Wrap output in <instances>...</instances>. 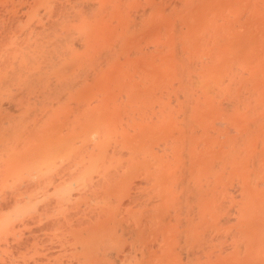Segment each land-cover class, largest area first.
Returning <instances> with one entry per match:
<instances>
[{
    "label": "bare ground",
    "instance_id": "obj_1",
    "mask_svg": "<svg viewBox=\"0 0 264 264\" xmlns=\"http://www.w3.org/2000/svg\"><path fill=\"white\" fill-rule=\"evenodd\" d=\"M116 1H118V0H116ZM124 1V0H123ZM122 1V2H123ZM133 1H136V0H133ZM142 2H144V0H141ZM154 1V0H153ZM152 1V3H150L151 1H149V2H146V3H149V4H152V6L150 7L149 5H147L146 3H145V5L146 6H148V8H146L147 10L148 9H150V8H153L154 6H156L155 4L153 5V2ZM156 2H158L157 0H155ZM174 1V0H173ZM177 1H180V0H176V3H180V4H183L184 2H177ZM189 1V0H188ZM188 1L186 0V2L188 3ZM192 1H195V0H192ZM209 1V0H208ZM217 1V0H216ZM233 1H235V0H233ZM112 2H115L114 0H0V113L2 114V113H5V112H2V109H5V110H8V114L7 115H5V118L4 117H1L0 116V143L3 141V143H4V141H9L8 142V144H10V146L9 145H5V146H3V147H6V148H8V146L9 147H11L12 145L13 146H15V145H17V147L16 148H12L11 147V149H13V150H15V151H17V152H15L14 154H11L10 156L12 157V155H19V156H17V157H19V158H17V160H18V162H19V164L21 163V169H23V174L24 175H22V176H20V173H21V171H20V173L19 172H17V173H19V177H18V181H19V179H20V177H23V176H29L28 178H30V179H28V178H26L27 179V181H29V180H31L29 183L28 182H26V180L24 181V182H26V183H24V184H27V185H29V186H27V185H24V188H25V186L26 187H29V188H32V189H29V188H25L24 189V191H25V194H23V195H21V194H19V193H21V192H16L15 190H13L14 191V193H12V194H19V195H21L20 197H14L15 195H13L11 198L12 199H9L10 198V196L8 195V197L6 198V201L5 200H3L5 197H3L2 198V201H4V202H8V203H10V204H13L12 206L11 205H9V207L10 208H6L5 206H6V204H8V203H5V204H2V205H0L2 208H0V211H1V209L3 210L4 208L5 209H7V210H4L3 212H1V213H4V214H1L0 213V231H2V229L3 228H7V227H9L11 224H15V225H19V227H21V224H25L27 221H29V220H27L26 222H24V223H22V222H20V220L21 219H19V217H26L25 215H26V213H28L29 212V214H30V212L31 211H33L34 209H36L37 207V205L39 204V206H38V208L37 209H39V210H41L42 212H40V211H37V209H36V212H39V214L41 213V215H43L44 217H46V215H44V213H46V214H51V212H53L52 210H55V212H56V210H60L59 208H60V206H62L61 208H63L64 209V207L66 206L65 205V203H69V201L72 203V205L74 206V207H76L74 210H71L72 212H74V211H77L74 215H70V213L71 212H69V216H62V215H60V212H58V217H50V216H48V217H46L47 218V220H48V222H46V218L44 219V221L43 220H41V221H43V223L41 222L40 224H38L39 222L38 221H40V219H39V215H37V217H32L33 219H30V221L31 222H35L34 224L37 226L38 225V227L37 228H35L36 226L34 225V224H32V225H34L33 226V228H30V227H32V225H30V224H25V225H28L29 226V228H27V231H29V232H27L26 231V234L24 235V233H23V231H25V230H23V229H25V228H23V227H21V229L20 230H17L16 232H19V231H21V233H19V234H17V233H14V238L15 239H13L14 240V242L13 241H11V237H13V236H11V233L9 234H6L7 233V231H6V233H4V234H6L5 236H3V237H6L7 235H9V236H11L10 238H8V237H6L5 239H7V240H10L11 241V243H9V242H7L5 239H2L3 237L1 236L3 233H0L1 235H0V242H2L1 240H5L4 242H6L7 244L9 243L10 245L12 244V243H14V245L12 244L11 246H8L9 247V249H6L7 248V245L6 244H2V245H0V246H3V247H0V248H5V246H6V248H5V250H7L5 253H4V256L1 258V262H0V264H228V263H230L231 264V261H233V260H235L236 259V261L237 262H235L236 264H264V256H261V252H264V248H259V249H261V252L260 253H257V252H259L258 251V249H257V251H255L254 249H252V248H255V247H252V246H250V247H252V248H249L248 247V245L250 244H252L251 243V241H249V240H252V239H255V238H253V237H251V239H249L250 238V234H249V236H246L245 234L247 233V231H245L244 232V230L243 229H241V230H243V231H241V232H243L242 234H244L246 237H248V242L246 243V244H244V243H238V242H243V241H238L240 238H241V235H239L238 233H241V232H238V230H236L234 227H230V228H234L237 232L236 233H234L233 235H235V237H236V235H238L236 238H239V239H236V238H234L235 240H237V249H232V251H228V252H226V250H218V251H215V249L213 248V250H211V245L212 244H216V243H214V242H212V241H208V240H214V239H216L217 237H218V240H214V241H219V240H221V242H219V243H223V239L224 238H222L221 236L224 234V233H222V234H220V233H218V231H220V230H222V228L220 229V227H217V226H219L218 225V221L217 220H219V219H217V216L219 215V212H220V210L221 211H223L221 208H223V206H224V202H225V199H220V198H222L221 196H223V195H220V198H217L218 199V205L216 204V206H214L213 204L214 203H217V201L216 202H214L213 203V201H215L216 200V198L215 199H213V198H210V197H208V196H206V195H209V196H212V195H214V194H216L217 196H214V197H218L219 196V194H223L222 193V191H220V190H222L223 189V186H221L222 184L224 185V177H222V176H225V175H222V176H217V177H220L219 179H220V181H218V183L219 184H221V185H215L216 183V181L214 180V179H211V180H214L213 182L212 181H210V182H212V183H207V186L206 187H208V188H202V187H205V185H203L202 186V184H204L205 182H207V181H205L204 183L202 182V184L200 183V181L202 180H200V181H198L197 179H196V181H198V183H200V185H201V187H199L198 186V183H196V184H194V185H192V184H189V183H191L192 181H189V180H187V179H189V178H187L188 176H186L187 175V173H186V170L184 171L183 169L187 166H189V164L190 163H188V165H186L184 168H180L181 170L180 171H184L185 172V176L186 177H184V178H181L179 181H176V180H178L179 179V176L178 177H175L174 175V177L175 178H178V179H173V178H170V182L169 183H171V185L168 183V182H166L167 183V185H170V186H174V188L175 187H177L176 189H178L179 188V190L180 191H176V189H174L173 187H171V191H169L168 189H165V188H163V186H161V185H159V184H161V183H155L154 185H159V186H153V188L152 187H149V188H147L148 186H146V187H144L143 186V184L142 183H147V182H151V181H153L154 182V180H156L155 178H157L158 176V174H159V172H161V171H169L170 169V166L171 167H174V166H172V165H170V161H168V159H169V156H168V158H167V155L166 154H169L170 155V158H175L174 156H175V154H174V156L173 157H171V152H169V153H167L168 152V150H170L168 147L169 146H167L168 145V143L169 144H171V141H173L174 140V136H172L173 138L172 139H170V140H168V142H166V140H163V141H165L163 144H165V143H167V145H165V146H167V147H165L164 145H160L161 147H164V148H166V150L165 149H163L162 151V154L163 153H165L164 155L166 156V158H164L165 156L164 155H161L160 153H158V150L160 151L162 148H159V146H153L154 148H157V149H153L152 147V149L153 150H155L154 152H152V155L150 156V153H149V156H148V158H149V162L151 161V163H149V164H151V165H153V166H155L156 165V167H151V169L152 168H154V169H152V170H150V167H146L147 168V171L145 172V167L143 166L142 168H141V170L142 169H144L141 173H140V171L141 170H139L138 169V173L139 174H142V175H145L146 173H147V177H146V175L145 176H141L143 179H141V182L138 180V178H136V179H132V181L133 180H138V182H140L139 184H137V185H139V187L138 186H136L135 184H136V182H135V184H134V186L135 187H133V188H136V189H138L136 192H135V194H132L134 191H132L131 189H128V188H126V187H124V189H126V190H124V193L123 194H125V195H122V196H125V197H127V199H128V201L126 202V200H124L123 201V199H125V198H118V196H117V191H119L120 190V187L118 188L119 190H117V187H118V185L121 183V181L122 180H124L125 179V177L127 176V174L129 173V172H131V169L134 167V166H137L136 165V163H140L141 165H142V163H141V161H139V162H137L136 160L137 159H141V160H144L143 158H141V157H144V156H139V153L138 152H140L141 153V151H140V144H141V140H137V139H135V138H133V140H130V139H128V137H125V136H123V133L121 134L120 132H122L121 130H117L118 129V127L116 126V130L114 131L115 133L117 132V133H120V134H114L113 132H111V129L112 128H114V123H113V125H111L110 124V122L112 121V120H108V122H107V120H105L104 118H103V116L101 117V115H99V113L97 114L96 112H91V111H84V110H82L83 112L80 114V115H77V116H74L73 117V119H68V120H70V122L71 123H73L74 124V126H67L68 124H67V122H69V121H67L66 119H65V121H67L66 123H64V124H66V125H64V128L66 129V127H70V129L71 130H68V129H66V132L64 133V134H62V135H59L60 133H58L57 131H59L57 128L58 127H56V128H54V129H52L51 131L49 130V129H51L52 128V126L51 125H48V124H46V126H50V127H48L49 129H48V131L47 130H44V129H47V128H45V126H44V128H42V130H38V131H43V133L44 132H47V133H45V134H41V137H44V135L46 136L45 138H47V140H49L48 138L49 137H47V135L49 136L50 134L48 133V132H51V134L52 133H54V132H57V133H55V134H53V136H51L50 138L52 139H56V137H57V140H50V141H53V143H51V142H49V143H51V144H49V143H46V141L47 140H41V141H39V142H31L30 140H32V139H30L29 140V138H27L28 139V141H30L29 143L26 141V146H24V149L22 148V145H21V147H19L18 148V142H20V140H18L17 141V139H20L21 137H19V136H17L16 137V133H18L19 135H21V136H23V135H25V134H29V136L30 137H32V136H35L34 134H32V132H29V133H26V132H28V131H32V127L30 128V130H27L28 128H26V124L25 125H21L20 123H22L23 121H21L20 122V120L19 121H17V119H20L21 118V120H25L26 122H28V120H29V122L28 123H32V125H35L36 123H39V122H35L34 123V121H32L31 122V120L33 119V118H35V117H30L29 116V114L30 113H33V115L34 114H36L35 113V111L34 110H28L27 112H25V114H22L21 116H19L18 118H16L17 116L15 115V113L17 112V111H19L20 109L22 110L23 108H24V106H22V105H26L25 107V109H28V107L27 106H29V108L30 107H32V106H30L29 104H31V103H34L35 104V106H38L37 108H40L41 106H42V102H45L44 101V98H42V99H40V97H41V95L43 96V95H45V92L46 93H48L50 90H54V92L52 93V94H55L56 92V90L58 89V88H60V89H58V90H62L63 88H66V86L67 85H70V83H71V85H76V86H69L68 88H66V91H63V92H60L59 94H60V96H62V94L63 93H65V92H69V90L71 91V90H73L74 92H75V89L77 88V86H79V85H77V84H75V83H77V82H75V83H73L72 84V82L73 81H75V76L74 77H70L72 74V72L74 73V72H77V71H74V70H72L70 73H68L66 76H67V78H65L64 80L62 79H60L61 77H58V74H56V72H58L59 74H60V72H62V70H66V65H65V63H67V62H65L66 61V59L67 58H71L72 60H73V58H75V59H77V58H80V56L82 57V58H85V59H87V60H89V59H93V61L91 62V63H87V62H85V65H86V63L90 66L91 64H92V66H96V65H98V64H96V63H98V61L96 60V61H94V58H96V59H99L100 60V58H107V57H109V58H111V54L112 55H119L117 52H115V51H117V49L119 48V46L120 45H122L121 43H123V41H125V39L123 38H121L120 40H123V41H114V39L116 40V39H118L117 38V36L119 35V33H118V31H115L114 29H116V28H114V29H112L113 27H112V23H111V18H113L114 16L111 14V10H113V9H111L112 7H116L117 5L118 6H120V4L122 5V4H128V1H127V3H121L120 1H118L119 2V4H118V2L117 3H112ZM126 2V1H125ZM138 2V1H137ZM160 2H162V1H160ZM166 2H168V0L166 1ZM175 2V1H174ZM195 2H197L198 3V5H202V3H199V1H195ZM194 2V4H196ZM205 2H207L206 0H205ZM221 2H224V1H221ZM237 2V1H236ZM169 3V2H168ZM175 3V4H176ZM186 3V4H187ZM189 3H193V2H191V1H189ZM188 3V4H189ZM241 3H243V2H241ZM112 4H115L116 6H112ZM130 4V3H129ZM128 4V5H129ZM131 4H133V2H131ZM138 3H136L135 2V5H137ZM162 4H167V3H162ZM172 4H174L173 2H172ZM172 4L170 5V4H168V5H170L171 7L170 8H173L172 7ZM175 5V6H177V7H179V6H182V5ZM194 4H193V6H194ZM204 4V3H203ZM218 4H220V3H218ZM236 4H238V9L239 8H241L240 7V4H239V2L238 3H235L234 2V4H232L233 6L235 5V8H237V5ZM248 4H252V3H248ZM134 5V6H135ZM140 5H142V3L140 4ZM139 5V6H140ZM144 5V6H145ZM160 5V4H159ZM217 5V4H216ZM245 5H246V3H245ZM259 5V4H258ZM122 6H124V5H122ZM122 6H121V8H122ZM132 6V5H131ZM134 6H132V8L134 7ZM143 6V5H142ZM140 7V8H138V6H135V8H133V9H136L135 11H138L139 12V10L138 9H141V11H140V13H134V14H132L131 16L132 17H134V18H136L137 17V15L139 14V15H141V14H143V15H145L146 16V19L145 18H140V16L138 15V18L139 19H142V21H143V19H145V20H147V13L149 12V11H152V10H154V9H156V7H154V9H150V10H148L147 11V13L146 12H143L142 11V9L144 10V8L143 7ZM145 6V7H146ZM163 6H165V5H163ZM162 6V7H163ZM189 8H191L192 7V4H189ZM219 6H221V5H219ZM228 6H231L230 4H228ZM264 6V5H263ZM126 7H130V6H126ZM162 7H160V8H162ZM195 7H197V6H195ZM201 8H202V6H200ZM257 7V6H256ZM120 8V7H119ZM124 8H125V6H124ZM160 8H158V9H160ZM170 8L168 9V10H170ZM214 8V7H213ZM223 8V7H222ZM232 9H233V7H231ZM132 9V10H133ZM158 9H156L157 10V12L159 11ZM175 8H173L172 10H174ZM179 9V8H178ZM182 9H183V6H182V8L180 9L181 11H182ZM186 9H188V8H186ZM212 9V8H211ZM211 9H209V10H211ZM216 10V12H217V10H218V13H216V12H214L213 10H212V14H210V15H208V16H205V18H208L209 16H212V15H214V13H216V14H219V15H221L222 13H223V16H225V14H227L228 16H230V14H228L230 11H231V9H229V8H226V9H223V10H226L227 11V9H228V13L227 12H223V10H221V9H218V8H215ZM237 9V10H238ZM264 9V8H263ZM121 10H124V9H121ZM132 10H128V11H132ZM162 10H164V9H162ZM165 10H167V9H165ZM189 10V9H188ZM188 10H185L186 11V13L187 14H185L186 15V17H188V14H191V13H188ZM195 10V9H194ZM198 10H200L199 8H198ZM209 10H207L208 12H210ZM232 10L231 12L233 13V14H235V12L234 11H236L237 13H240V10ZM259 10V9H258ZM255 11V13H257V12H259V11ZM114 11V10H113ZM119 12H120V10H118ZM118 11H116V12H118ZM125 11V10H124ZM161 11V10H160ZM185 11H183L184 13H185ZM205 11V10H204ZM219 11H221V12H219ZM116 12H113V13H116ZM118 12V13H119ZM142 12V13H141ZM153 12H156L155 10L153 11ZM152 12V14H151V16H152V19H154V17H153V15H154V13ZM167 12V11H166ZM165 11H164V13H166ZM174 12V11H173ZM189 12H192V14L194 15V13H195V11H189ZM199 12H201V11H198V13ZM206 12V11H205ZM262 12V11H261ZM122 13H124V12H122ZM125 13H126V11H125ZM124 13V16L127 14H125ZM131 13H133V12H131ZM168 13V12H167ZM166 13V14H167ZM174 13H176V14H178L176 11L174 12ZM184 13H180V14H182V15H180V17H178L179 19H183V18H185V17H183L182 18V16L184 15ZM201 13H204V12H201ZM236 13V14H237ZM263 13V12H262ZM148 14H150V12L148 13ZM171 14V13H170ZM206 14H208V13H206ZM111 15L113 16V17H111ZM114 15H116V14H114ZM120 15H121V17H124V16H122V14L120 13ZM134 15V16H133ZM143 15H141L142 17H143ZM193 15H190V17L189 18H187V19H189V21H190V18H191V16H192V18H194V16ZM238 15L239 14H237V16L236 15H232V16H236V17H238ZM150 15H149V20H147V21H149L150 22V24H153L151 21H150V17H151ZM156 16V15H155ZM171 15H168V17H170ZM174 16V15H173ZM176 16V15H175ZM179 16V15H178ZM215 17L217 16V15H214ZM222 16V15H221ZM221 16H219V17H221ZM228 16H226L227 18V21L228 20H230V23H228L227 25H226V20H222L221 18L219 19V17H218V19L216 20L217 22H214L215 24L216 23H218V25H220L219 23H222V22H225V24H221V28H223V27H227V28H229L228 30H229V33H231L232 31H235L236 32V29H231L232 28V23H233V21H236V22H240V18H237V19H234V17H233V20L232 19H229V17ZM240 16V15H239ZM252 16V15H251ZM258 16V15H257ZM130 17V16H129ZM129 17H128V19H129ZM198 17V16H197ZM127 18V17H126ZM172 17H170V18H168V19H170V20H172L171 19ZM177 17H175V19H176ZM211 18H213V16L211 17ZM222 18H224V17H222ZM243 18V17H242ZM121 19V18H120ZM120 19H115L114 21H112L113 23L114 22H116V20H117V22L118 21H124V20H120ZM131 19V18H130ZM130 19L128 20V21H130ZM186 19V20H187ZM195 19V18H194ZM193 19V20H194ZM225 19V18H224ZM238 19H239V21H238ZM252 19V18H251ZM136 20H137V18H136ZM135 20V21H136ZM170 20H167V21H169V23L170 22H172V21H170ZM185 20V19H184ZM192 19H191V21L192 22H190V24L191 23H193V24H195V23H197V22H194ZM207 20V21H206ZM213 20V19H212ZM219 20H222V22L220 21L219 22ZM262 20V19H261ZM141 21V20H140ZM153 21V20H152ZM161 21H163V20H161ZM178 20H175V21H173V22H177ZM181 21V23L183 24V21L182 20H180ZM196 21H198V19L196 20ZM204 21H206L205 22V24L203 25V26H205L206 24H207V22L208 21H211L210 19H205ZM215 21V20H214ZM127 22V21H126ZM132 23H133V18H132V21H131ZM137 22H138V20H137ZM172 22V23H173ZM236 22H234V23H236ZM243 22V21H242ZM148 23V22H147ZM233 23V27L234 28H236L235 26H237V25H239V26H241L240 25V23L239 24H234ZM115 24V26H116V24L117 23H114ZM118 24H121V23H118ZM128 24V23H127ZM131 24V23H130ZM135 24H137V23H135ZM146 24V23H145ZM208 24H210V23H208ZM207 24V25H208ZM212 24V23H211ZM138 25H142V23L140 22ZM147 25V24H146ZM170 25V24H169ZM185 27L186 28H189L190 26H189V24H187V22H185ZM184 25H181V26H184ZM188 25V26H187ZM217 25V26H218ZM228 25H230L231 27H229ZM119 26H121V25H119ZM150 26V25H149ZM148 26V27H149ZM160 26H162V25H160ZM159 26V27H160ZM178 26V25H177ZM212 26H214V25H212ZM239 26H237V28L238 29H240V27ZM112 27V28H111ZM117 27V26H116ZM122 27L124 28H126V24L125 25H122ZM127 27H130V28H133L134 29V27L135 26H133V27H131V26H127ZM137 28L136 29H138L137 31H139L142 27H144V26H141V27H138V26H136ZM162 27H164V26H162ZM170 29L169 30H171L172 28H175V26H168ZM180 27V26H179ZM184 27V28H185ZM207 29L208 28H211V27H207V26H205ZM219 27V26H218ZM264 27V26H263ZM117 28H120V27H117ZM122 28V30H124ZM140 28V29H139ZM144 28H146L147 29V27H144ZM185 28V29H186ZM201 28H203V27H201ZM214 29H215V27H213ZM221 28H219V30L221 29ZM252 28V27H251ZM128 29V28H127ZM145 29V30H146ZM167 29V28H166ZM179 29H183V27H180ZM184 29V30H185ZM223 29H225V28H223ZM222 29V30H223ZM231 29V30H230ZM111 30H114L115 32H117V34L118 35H116V38H111ZM120 30V29H119ZM121 30V31H122ZM132 30V29H131ZM131 30H129L127 33H130V34H134L135 36H137L135 33H133V32H131ZM141 30H144V29H141ZM157 31H158V33L157 32H155L157 35L158 34H160V33H162V30H165L164 28L161 30V28L160 29H156ZM190 30H192L193 31V29H192V27H191V29ZM208 30H213V29H208ZM207 30V31H208ZM216 30H218L217 28L215 29V30H213L214 32L216 31ZM243 30V29H242ZM113 31V32H114ZM125 31H126V29H125ZM136 30H135V32H137ZM161 31V32H160ZM173 31H174V29L172 30V31H168V32H172L171 34L169 33V34H167V35H174L175 33H173ZM192 31H190V32H192ZM203 31V30H202ZM239 32H237V36H235V34H233L232 33V35L231 36H229V37H232L233 38V36H235L236 38V40H237V42H239V41H241V39H238V35H240L241 37H243L242 35V32H240V30H238ZM245 32H246V30H244ZM260 31V30H259ZM143 32V31H142ZM174 32H176V31H174ZM188 32V31H187ZM190 32H188V33H186V34H189V37L191 36V34H197V33H199V32H197V33H195V32H192L191 34H190ZM203 32H205V31H203ZM212 32V31H211ZM213 32V33H214ZM225 32L226 33H228V31H226L225 30ZM248 32H250V31H248ZM254 32V31H253ZM179 33H181V36H185V37H187L188 35H183V33L184 32H179ZM178 32H177V34H179ZM209 33L210 32H207V33H205L204 35L206 36L207 34V36H209ZM212 33V34H213ZM217 33H219V34H222V32H221V30L220 31H218ZM238 33H240V34H238ZM121 34H124V33H121ZM152 34V33H151ZM164 36H165V33H162ZM162 34H160V35H162ZM200 34V33H199ZM211 34V33H210ZM131 35V36H132ZM153 35V34H152ZM202 35H203V33L201 34V36H197L198 37V39H202L203 41H201V42H204L205 40L202 38ZM203 35V37H205ZM227 35H229V34H227ZM226 34H222V36H225V38H221V36L220 35H216V37H218V36H220V37H218V38H220V39H224L223 41L222 40H220V41H222L221 43L218 41V42H216V43H214V45L216 44V45H218L219 47H222L223 45H219V44H222V43H224L226 40H228L227 42H231V43H233L232 41L233 40H231V41H229L230 39H232V38H229L228 36H227ZM247 35H248V33H247ZM112 36H114V35H112ZM123 36H125V34L123 35ZM196 35H194V37H195ZM205 37V38H208L207 39V41H209V39L212 37ZM121 37V36H120ZM126 37V36H125ZM146 37V36H145ZM169 37H171V36H169ZM169 37H167V38H169ZM177 37V36H176ZM176 37H174V39H172V38H169L168 40L169 41H171L170 39H172V40H175V39H179V36L176 38ZM194 37H192L191 39H193ZM201 37V38H200ZM226 37H227V39H226ZM240 37V38H241ZM148 37H146L145 39H147ZM161 38V37H160ZM188 38V37H187ZM196 38V37H195ZM212 38H215L214 36L212 37ZM218 38H215V39H213L214 40V42L216 41V40H218ZM244 38V37H243ZM250 38H252V37H250ZM111 39H113V41L116 43H118V44H115V46H116V48L114 47V45L112 46V47H114V49H116L114 52H112L111 51V49H113V48H111V44H112V42H111ZM129 39H131L132 40V38H128V40ZM134 39V38H133ZM163 39H165V38H162V40ZM191 39H189V40H191ZM197 39V41H199V42H197L196 40H194L193 39V42L194 41H196L197 43H201L200 42V40H198ZM249 39V38H248ZM127 40V39H126ZM144 40V39H143ZM167 40V41H168ZM179 40H181V39H179ZM189 40H187L186 41V38H185V41H186V43L188 42V44H190V42H189ZM212 40V39H211ZM252 41H253V38L251 39ZM167 41L166 40H164V45H166L167 44ZM168 41V42H169ZM182 42L184 41V39L183 40H181ZM139 42H144V41H139ZM139 42H137V43H135L136 45L137 44H139ZM174 42H177V41H174ZM180 42V41H179ZM246 42V41H245ZM248 42H249V40H248ZM255 42V41H254ZM120 43V44H119ZM158 43V42H157ZM161 44L160 45H158V46H160L159 48H161L162 47V42H160ZM166 43V44H165ZM171 43H173V42H171ZM196 43V45H200V44H197ZM207 43V42H206ZM206 43H202V44H206ZM210 44L211 43H213V42H209ZM219 43V44H218ZM241 43H243V42H241ZM249 43H251V42H249ZM125 44L127 45V43L125 42ZM169 44V43H168ZM168 44H167V46H165L164 47V50H163V52L166 54V52H165V50H167V49H165V48H169L170 46H168ZM179 44V43H178ZM183 44V46H182V49H187L188 50V48H186V47H184L186 44H185V42L184 43H182ZM225 44V43H224ZM230 43H227V45H225V46H228ZM235 44V43H234ZM234 44H230V46H228L229 47V49L228 50H230L231 49V47H233V45ZM238 44H240V42L238 43ZM245 44V43H244ZM248 44V43H247ZM246 44V46H249V45H247ZM117 45H119V46H117ZM136 45H134V47H136ZM141 45H145V44H141ZM175 45H176V43H175ZM212 45V44H211ZM211 45H209L208 44V47H210ZM243 44H241L240 46H237V45H235V47L237 46L238 47V49L240 50V48H241V46H242ZM250 45H252V44H250ZM122 46H124V45H122ZM122 46H120V47H122ZM147 46V45H146ZM150 46V45H149ZM179 46V45H178ZM191 46H193V47H195V45H190V49H191ZM201 46H203V45H200V47ZM118 47V48H117ZM126 47V46H125ZM132 48H134L133 46H131ZM154 47V46H153ZM153 47H151L152 48V50L154 51L153 53H155L156 51H155V49L153 48ZM155 47H157V46H155ZM184 47V48H183ZM188 47V46H187ZM200 47H198V48H200ZM214 47V48H213ZM212 47V49L211 50H213V49H215V48H218V47H215V46H213ZM228 47H226V48H228ZM235 47H233V48H235ZM242 47H245V45H243ZM124 48V47H123ZM144 48V47H143ZM151 48H144L145 50H149V49H151ZM158 48V49H159ZM177 48H179V47H177ZM198 48H196L197 50H199L200 51V49H198ZM205 48H207V47H205ZM205 48H201V49H205ZM223 48V47H222ZM232 48V50L234 51V49ZM119 49H121V48H119ZM118 49V50H119ZM130 48H127V50H129ZM137 50H136V53L138 52V49H142V48H136ZM172 49H174V48H172ZM175 49H176V47H175ZM180 49V51H182L181 50V48H179ZM179 49H178V51L177 52H179ZM236 49V48H235ZM236 50L235 52H237V51H239V50ZM133 49H131V51H132ZM168 50H170V49H168ZM194 49H191V50H189V51H192V53H194V51H193ZM210 50V49H209ZM210 50V51H211ZM217 50V49H216ZM219 50H220V48H219ZM243 50V49H242ZM250 50V49H249ZM125 50H123L122 52H124ZM130 51V50H129ZM150 51V50H149ZM158 51V50H157ZM187 52V51H184V52H187V53H190V52ZM209 51V52H210ZM120 52V51H119ZM127 52V51H126ZM125 52V53H126ZM141 52V51H140ZM151 52V51H150ZM168 52H172V51H168ZM174 52H176V50H173V52L172 53H174ZM183 52V51H182ZM181 52V53H182ZM197 51H195V53H196ZM200 52H202L203 53V50L202 51H200ZM200 52H198L197 53V55L196 54H194V55H196V57H198V59H196V57H194V55L192 56V53H190L191 54V58L190 57H188V56H186V57H188V58H190V60L192 59V60H195L196 59V61H195V64L197 63V62H200V63H197V64H204V66L202 65H199V67L200 68H197V69H195L196 67H193V65H195V64H192V65H190L191 63H192V60H191V62L190 63H187L186 61H188L189 59L188 58H185V57H183L184 56V54L182 53L181 55H183L182 57H180V58H183V59H181L180 60V62L181 61H184V59H186V61H185V63L184 64H188V65H190V66H192L195 70H198V69H200L202 72H204V73H206V72H208L209 74H211V73H215V72H209V71H207L208 70V68H206V69H203L202 67H205L206 66V64L205 63H207V60L206 59H208V58H206V56L205 57H199L200 55H202V53H200ZM213 52H215V51H213ZM212 52V53H213ZM220 52H222V51H220ZM218 50H217V52H215L216 54H212V53H210L209 55H214V56H216L217 55V53L218 54H221ZM239 52H241V53H237V55H239V57L241 58V56L240 55H242V53H243V51H239ZM114 53V54H113ZM124 53V54H125ZM133 53H135V49L133 50V52H132V55H133ZM135 53V54H136ZM164 53L162 54H160L162 57H157V56H155V54L157 55V53H155V54H153V56L155 57V59H158V58H161L162 60H163V57H164ZM200 53V54H199ZM223 53V52H222ZM131 54V53H130ZM139 54V53H138ZM159 54V53H158ZM175 54V53H174ZM171 55V60H173V59H177V58H179L178 56H176L177 54H175V55ZM224 55H227L226 53H223ZM244 54V53H243ZM120 55H122V54H120ZM126 55V54H125ZM128 55V54H127ZM140 56L142 55V57L145 55L144 53H142V54H139ZM147 55H151V54H147ZM168 55H169V53H168ZM178 55H179V53H178ZM208 55V56H209ZM223 55V56H224ZM229 55H233L231 52H230V54ZM137 56V54L136 55H134V56H131V57H136ZM167 56V55H166ZM174 56H176L175 58H174ZM207 56V57H208ZM223 56H221L220 55V58L221 57H223ZM234 56V55H233ZM77 57V58H76ZM116 56H112V58H111V60L113 59V58H115ZM120 57H124L123 55L122 56H118L117 58H120ZM167 57H169V56H167ZM173 57V58H172ZM193 57L195 58V59H193ZM211 56H209V58H210ZM234 57H238V56H234ZM238 57V58H239ZM109 58H108V60H109ZM116 58V59H117ZM127 58H129V57H127ZM139 57L137 56V58H134V60L135 61H137V59H138ZM143 58H145V57H143ZM149 57H147V60L146 59H144V61H147L148 62V59ZM151 58V57H150ZM201 58H205L204 60L206 61H202V59ZM212 58V59H211ZM209 60H210V62L212 63V65L211 66H213V68H215V64L213 65V62L215 61V63H217V61H216V59H214L213 60V58H215V57H211ZM232 58V57H231ZM231 58H229V60H231ZM240 58H239V60H240ZM154 59V58H153ZM152 59V60H153ZM149 60V61H152L151 63H153L154 65L155 64H157V65H155V67L156 66H159V63H161V64H163L164 63V60L162 61L161 59L159 60V61H162V62H158L157 63V60ZM165 59H167V58H165ZM170 59H168V61L170 60ZM217 59H219V58H217ZM68 60H70V59H68ZM80 60V59H79ZM87 60H84V61H87ZM108 60H104V62H102V63H105V65H101L100 63V65L101 66H103V70H104V68H105V66L106 65H109V63H108ZM113 60H115V59H113ZM120 60V59H119ZM140 60V59H139ZM143 60V59H142ZM175 60H174V62H175ZM212 60H213V62H212ZM229 60H227V61H229ZM232 60H233V58H232ZM237 60L238 59H234L233 61H235V62H232V63H230V64H235V66H233V65H231V66H233L234 67V69H229V68H231V67H225V68H227L228 70H227V73H228V71H231V72H234V74H232L231 72H229V74H231L230 76H228L229 74H227L226 76H228V77H230V78H228V77H226V76H224V77H226V79H228V80H226V81H223V82H221V83H219V81L217 82V83H219V84H221V85H227L226 83L228 82V84L230 85H227V86H229L230 88H231V91L232 90H234L235 89V85L233 84V85H231V83L233 82V83H236V86L237 87H239L238 85L239 84H244L243 86H244V88L246 89V87H245V85L246 84H248V83H241L242 81H240V82H238L239 80L238 79H244V78H246V77H243L242 76V72H240V70L241 69H239V67L241 66L240 64H238L237 63ZM238 60V62H240ZM84 61H78V63L77 64H79V63H82V66H83V62ZM91 60H89V62H90ZM102 61V60H101ZM107 61V62H106ZM123 59H121V63L120 62H118L119 64H123L124 62H128V61H130V59L127 61H124ZM143 61V62H144ZM70 62V61H69ZM165 62H166V60H165ZM172 62V61H171ZM173 62V63H174ZM202 62V63H201ZM242 62V61H241ZM94 63L96 64V65H94ZM112 64L111 65H113L114 66V64H116V63H114V61L113 62H111ZM129 63V62H128ZM139 62H136V64H138ZM166 63H168V62H166ZM219 63V62H218ZM229 63V62H228ZM243 63V62H242ZM119 64H116V65H119ZM126 64L127 63H125V64H123V65H125L126 66ZM146 64V63H145ZM176 65L177 64H180V63H175ZM181 64H183V63H181ZM225 65L224 66H226V63H224ZM65 65V66H64ZM80 65V64H79ZM84 65V66H85ZM115 65V66H116ZM128 65H131V64H128ZM187 65V66H188ZM243 65V64H242ZM113 66H109V68H112V69H109V70H114L113 69ZM124 66V67H125ZM137 67L136 65H133V67ZM162 66V65H161ZM160 66V67H161ZM164 66H166V65H164ZM164 66H162L163 68H165ZM181 66V65H180ZM186 66V65H185ZM190 66L188 67V70H186V68L184 67V66H181V67H184L185 69H183V68H181V70L183 69V70H186V71H184L183 72V70H182V72L180 73V74H185V75H180V76H184L183 78H185V80L183 79V81H184V83H188V82H190L189 84V88H190V90H187V88H188V86H185V84L184 83H181V84H183V88L179 85V84H177L178 82L176 81L175 83L176 84H174V82H172L171 81V79H170V81H168V83H166V84H172V86L173 85H178V86H180V88L179 89H181V90H184V91H187L188 92V94L189 93H193V91L191 90V88L193 89V88H195V87H191L192 86V82L194 83H196V85H197V83L198 82H196V81H199V82H201V83H199V84H201L202 86L203 85H205V81L204 80H206V79H208L209 77L208 76H211V78H212V75H209L208 74V76L207 75H205V77L203 78H201V76H199V75H202L201 73H199L198 74V72H192L191 71V69H193V68H191V69H189L190 68ZM196 66V65H195ZM209 66V65H208ZM219 66H221V64L219 65ZM236 66H238V67H236ZM75 67H81V66H75ZM108 67V66H107ZM127 67V66H126ZM139 67H141V66H139ZM135 68L136 70H138V69H140V68ZM167 67V69H169L168 67L169 66H166ZM178 67V66H177ZM245 67V66H244ZM86 67H84V68H77V69H82V70H84L86 73H88L86 70L87 69H85ZM87 68H91V67H87ZM94 68V67H93ZM171 68V67H170ZM179 67H178V69L177 68H175L176 70H178V71H176V73L174 72H172L173 74H175V75H178V73L177 72H180L179 71V69H180ZM225 68H222V69H225ZM235 68H237V69H239V71L237 72V69H235ZM242 68V67H241ZM72 69H75V68H72ZM76 69V70H77ZM98 69H101V68H99V65H98ZM116 69H119V70H123L122 69V66H121V69H120V67L119 68H116ZM129 69H130V67L129 68H127L126 70H128L129 71ZM248 69V68H247ZM247 69H245V70H247ZM117 71V72H120V71ZM131 70H133V69H131ZM145 70V69H144ZM172 71H174L173 69H171ZM195 70H193V71H195ZM203 70H206V72L205 71H203ZM234 70V71H233ZM89 71V70H88ZM94 70H91V73H88L87 75L88 76H91V74H93L92 75V78L90 77L89 78V80H88V78H87V81H90L89 83H91V80L90 79H93L95 76H97L100 72H93ZM96 71H98V70H96ZM125 71V70H124ZM134 71V73L133 72H131V73H129V74H127L125 77H129L131 74L132 75H134L135 74V70H133ZM141 72H142V69L140 70ZM162 71V73H164L165 74V72H163L164 70L162 69L161 70ZM166 71V70H165ZM190 71V73L191 74H194V73H197V80L196 81H192V79H191V76H190V79H188L189 77H188V75H191V74H189L188 72ZM213 71H214V69H213ZM224 71V70H223ZM237 73H239V74H237ZM90 72V71H89ZM104 72V71H103ZM109 72H111V71H109ZM116 72V73H117ZM121 72H123V71H121ZM149 72H151V71H149ZM166 72H168V71H166ZM247 72H249V71H247ZM79 73H81L80 71H79ZM82 73H84L83 71H82ZM98 73V74H97ZM104 73H108V71H106V72H104ZM103 73V74H104ZM127 72H125V74H126ZM153 73V72H152ZM77 74V73H76ZM101 75V76H104V75ZM114 74H115V72H114ZM114 74H111V75H113V76H111V77H109L110 75H106L107 76V82L108 83H110V80L111 81H113V80H115V78L113 79L112 77H115L116 76V80H118V76L117 75H114ZM121 74H123V73H121ZM138 74H140V72L138 73ZM143 73H141L140 75H142ZM150 74V73H149ZM173 74H171L170 76H167V77H171ZM207 74V73H206ZM78 76H76L77 78H79V77H83V76H85V75H81L80 76V74H77ZM86 75V76H87ZM145 75H147V74H145ZM152 74H150V75H147V76H151ZM156 75V74H155ZM166 75V74H165ZM165 75H163V76H165ZM214 75V74H213ZM238 75H241V77H243V78H241L240 76H238ZM245 75V74H244ZM247 75H249V74H247ZM246 75V76H247ZM136 76V74L134 75V77ZM147 76H143V77H145L144 79H146L147 78ZM192 76H194L193 77V80H194V78H195V75H192ZM203 76V75H202ZM217 76V75H216ZM219 76V75H218ZM233 76H236L235 78L237 79V80H235V78H233ZM238 76V77H237ZM120 77H122V75H120ZM134 77H129V78H134ZM167 77H165V78H167ZM177 77H179V76H177ZM188 77V78H187ZM198 77H200V78H198ZM220 77H222V75H220L219 77H216V78H218V80H221L222 78H220ZM232 77V78H231ZM63 78V77H62ZM68 78H71L72 79V81L71 82H68L66 85H64V84H61L62 83V81H64V83L67 81L66 79H68ZM86 78H84L83 80L84 81H86L85 79ZM97 79L99 78V80H100V78L101 77H96ZM95 78V79H96ZM109 78H112V79H109ZM139 78V77H138ZM141 78V77H140ZM150 78V77H149ZM154 78V75L152 76V78H150V79H153ZM179 78H181V77H179ZM71 79H69V80H71ZM94 79V80H95ZM150 79H148V80H150ZM174 79H176V78H174ZM173 79V80H174ZM202 79H203V81H202ZM214 79H215V77H214ZM214 79H212V80H214ZM229 79H234V80H229ZM66 80V81H65ZM68 80V81H69ZM81 80V79H80ZM78 81V82H82V81ZM98 80V81H99ZM115 80V81H116ZM120 80V79H119ZM128 80V79H127ZM130 80H132V79H130ZM130 80H128V81H130ZM134 80H137V81H139L138 79H133V82H135ZM142 80H143V78H142ZM147 80V83H145V84H143V85H145V86H147L148 87V85H146V84H148V83H150V81H148ZM159 80V79H158ZM162 80H163V78H162ZM166 81H163V82H167V80L168 79H165ZM179 80H181V82H182V79H179ZM187 80H189L188 82H186ZM212 80H210V78L208 79V81H212ZM246 80H248V79H246ZM250 80V79H249ZM248 80V81H249ZM121 81V80H120ZM144 81V80H143ZM217 81V80H216ZM236 81V82H235ZM97 82V80H95L94 81V83H96ZM122 82V81H121ZM132 82V81H131ZM144 82H146V80L144 81ZM143 82V83H144ZM152 82V81H151ZM159 82V81H158ZM158 82H155V83H158ZM170 82H172V83H170ZM224 82H226V83H224ZM244 82V81H243ZM82 83H86V82H82ZM80 84V87H81V85H83V84ZM93 83V84H94ZM106 83V82H105ZM123 83H125V82H122V84H120L121 86L123 85V86H125V84H123ZM128 83H130V82H128ZM162 83V82H161ZM160 82H159V84L161 85H159V84H156V85H158V86H160V88H162V92H164L163 91V87H164V85H162ZM203 83V84H202ZM213 83H215L214 81L213 82H211L210 84H213ZM87 85H89V86H92L93 84H88V83H86ZM84 85V88H82V89H84L82 92H84L85 90H87V88H85L87 85ZM97 85H98V83H96ZM112 84H114V82L113 83H110V85H112ZM118 84V83H117ZM116 84V85H117ZM130 84H132V83H130ZM129 84V85H130ZM153 84V83H152ZM164 84V83H163ZM209 83H208V85H210ZM62 86V87H59V86ZM95 85V84H94ZM93 85V86H94ZM104 85V84H103ZM109 85V86H110ZM143 85H141L140 84V86H143ZM154 85V84H153ZM195 85V84H194ZM208 85H206L207 87H205L204 86V88H202V89H200V85H198L199 87H197L198 89H200V90H197V88L196 89H193L194 91L195 90H197L198 92H201L202 91V93L204 92L203 90H205V91H207L209 88H211V89H215V90H212L213 92H211V90H209L211 93H214V91H216L214 94L215 95H218V96H220V97H218L219 99H222V94H226L227 95V93H229L227 96H225V97H228V96H230V97H233V99L234 100H238L237 98L235 99V97H238V96H233V95H230V94H234V92L235 91H233V92H226L228 89L230 90V88H225V92L226 93H224V91L222 90L225 86H223V88L221 89V90H219V87L221 88V85L220 86H218V84H213V85H210V86H214V87H209ZM217 86V88H218V90H216L217 88H216V86ZM250 85H252V84H250ZM264 85V84H263ZM88 86V88H91V87H89ZM108 87V85H104L103 87ZM144 86V87H145ZM155 86V85H154ZM174 86V87H175ZM178 86H176V87H178ZM231 86H233V87H231ZM242 86V85H241ZM248 86V85H247ZM254 86V85H253ZM58 87V88H57ZM71 87V88H70ZM72 87H75V88H72ZM95 87V86H94ZM94 87H92L91 89H94ZM116 87H118V86H116ZM126 87L128 88V85H126ZM143 87V88H144ZM185 87H187V88H185ZM62 88V89H61ZM122 88V87H121ZM121 88H119L118 90L115 88V86H114V88L113 89H115V91H116V93H113L114 95L115 94H117L118 92L117 91H120V89ZM124 88V87H123ZM129 88H130V86H129ZM133 88V87H132ZM149 88H151V87H149ZM154 88V87H153ZM152 88V89H153ZM160 88L159 89H154V92H152L154 95L156 94V95H158L155 99H157L158 97H159V92L158 91H156V90H160ZM170 88V86L168 87V89ZM188 88V89H189ZM232 88H234V89H232ZM241 88V90H240V93H241V91L242 90H245V89H242V87H240ZM251 88V87H250ZM256 88V87H255ZM253 89V90H256V91H258L259 89ZM106 89H108V88H106ZM109 89H111V88H109ZM124 89H126V88H124ZM174 89H176V90H178V92L177 93H175L174 95H176V96H174V97H178L177 99H175V98H173V97H171V98H173L174 100H177V102H176V105H172V104H175V102H174V100L173 99H171L174 103H172V101H168L169 99H167V98H169V97H167V96H165V95H167L168 94V92L170 91V89H169V91L167 90V94L165 93L163 96H161V98L160 99H162V98H164V97H166L165 99H167L166 101H168V102H170V104H168L169 106H166V107H168V108H172L174 111H175V114L174 115H176V116H179V115H181V114H184V111L181 109L182 107H180V109H181V111H179L180 112V114H176V112H178V110H179V108H178V110H175V106H177V104H179V105H182V104H184V106L183 107H185L186 106V108H184V109H186L185 111H187L186 113H188L187 115H185V116H187L188 117V115H190L188 118L190 119V118H192V116H191V114H189V111L190 112H192V111H199L200 112V110H196V109H194V104L192 105V106H187L188 104L187 103H189V105L190 104H192V103H195L196 104V101H191L192 99H194V100H202V99H200L198 96H197V94H198V92L197 93H195L194 92V94H190L191 96L193 95V97L196 95L198 98L197 99H195L196 97H192V99H191V96H189V95H187L186 93L187 92H185V94H183L184 93V91H182V92H180L179 91V89H177V88H174ZM174 89H172L173 91H174ZM207 89V90H206ZM262 90H260L261 92L260 93H262V91H263V89H264V87L263 88H261ZM6 90V91H5ZM80 91H81V89H79ZM95 90H96V88H95ZM98 90H100V89H97V91ZM128 90H130V89H128ZM147 90V89H146ZM149 90V89H148ZM236 90V89H235ZM4 91H5V94H7V92L9 93V94H7V95H4ZM97 91H94V96H96L97 94H101L100 92L99 93H97ZM101 91V90H100ZM108 91V93L109 92H114L113 90H111V91H109V90H107ZM125 91H127V90H125ZM142 91H144V90H142ZM150 91H152V90H149V92ZM189 91H192V92H189ZM209 91H207L206 92V94L208 93L212 98L214 97H216V96H214V94L213 95H211L210 93H209ZM222 92L221 94H220V92ZM248 93L246 92V91H244L246 94H244V93H241V94H243V96H241L242 97V99H244V98H246L245 99V101L247 102V103H249L251 100L250 99H254V97H261L260 95H257V96H254V94L256 93V92H251L252 91V89H251V91H249V88H248ZM52 92V91H51ZM73 92V93H74ZM132 92V91H131ZM130 92V93H131ZM155 92H157V93H155ZM161 92V91H160ZM175 92V91H174ZM237 92V91H236ZM13 93H15V94H13ZM18 93V94H17ZM76 93V92H75ZM81 93V92H80ZM96 93V94H95ZM108 93H106V94H108ZM119 93H121V92H119ZM123 93V92H122ZM121 93V94H122ZM126 93V92H125ZM135 93H137V92H135ZM144 93H147V92H144ZM143 93V94H144ZM216 93H218V94H216ZM252 93V95H250V97H248V95L249 94H251ZM254 93V94H253ZM259 93V92H258ZM56 94H58V93H56ZM51 95L50 93H49V95L48 94H46V96H49V97H45V98H47V99H49V103H51L52 101H55V96H57V98H61L60 96H58V95ZM71 93H65L62 97L65 99V101L66 100H68V96L70 95ZM79 94V93H78ZM86 94V93H85ZM110 94V96H108V97H115L116 98V96H113V95H111L112 93H109ZM124 94V93H123ZM122 94V95H123ZM132 94L134 95L133 97L135 98V95L137 96L138 94H134V90H133V92H132ZM140 95H141V93H139ZM170 94H173L171 91H170ZM170 94H168V95H170ZM178 94H180V96H178ZM204 94V93H203ZM257 94V93H256ZM65 95H66V97H65ZM72 95H75V94H72ZM77 95V94H76ZM80 95H83V93L82 94H80ZM125 95V94H124ZM123 95V96H124ZM129 95L130 94H128V95H126V96H128V98H130L129 97ZM182 95V96H181ZM184 95H186V97H189L190 98V100H187L188 98H186V99H184L183 97H185ZM200 95V94H199ZM234 95H239V94H234ZM264 95V94H263ZM262 95V96H263ZM4 96H7L6 97V99L4 98ZM51 96H53V97H51ZM93 96V97H94ZM100 95H98L97 96V98L99 97ZM104 96V95H103ZM119 96V95H118ZM143 96H145V95H143ZM204 96H206V95H204ZM210 96H208V98H210L211 99V97ZM244 96H246V97H244ZM254 96V97H253ZM72 97H75V96H72ZM78 98H79V96H77ZM84 97V96H83ZM92 97V98H93ZM132 97V96H131ZM141 97V96H140ZM140 97H138V98H140ZM150 97H151V95H150ZM153 97V96H152ZM182 97V99H184V100H187V103H184L185 101H180V103H178L179 101H178V99H180V98ZM225 97H223V98H225ZM230 97H228L229 99H227L226 98V102H228L229 104H226V103H224L223 105H236L237 107H239V106H241V105H239V104H241L242 102H243V100L242 99H240V100H238L237 101V104H235V103H232V102H230ZM240 97V98H241ZM264 97V96H263ZM263 97H261V98H263ZM51 98H53V100H50ZM76 98V97H75ZM125 98V97H124ZM202 98H203V96H202ZM207 98V97H206ZM250 98V99H249ZM62 99V98H61ZM98 99H100V98H98ZM109 99V103H111L112 102V99L113 98H108ZM119 99V98H118ZM118 99H117V101H114L115 102V104L118 102ZM121 99H122V97H120V101H121ZM136 99V98H135ZM144 99V98H143ZM149 99H153L154 100V97L153 98H149ZM158 100L159 102L158 103H155V101L154 102H152V103H154V107L152 108V104L151 105H146V106H150V108H152V109H150V108H148V107H146L145 106V104L144 105H142V106H144V107H146L148 110L150 109L151 111L150 112H154V111H152L153 109H155V111H157L158 112V110H156V109H159V108H157L158 106H156L155 104H158V105H162V103H163V101L164 100H162V102H160L161 100ZM205 99V98H204ZM210 99H209V101H210ZM259 98H256V101L258 100ZM57 101H58V103L60 102V104L62 103V104H66V103H63V102H65V101H63V99L62 100H58V99H56ZM70 101L69 102H67V103H70V102H73V101H71V100H74V101H76L74 98H71V99H69ZM84 100V102L83 103H85V102H87V101H85V100H87V99H83ZM93 100H95V99H93ZM114 100H116V99H114ZM130 100V99H129ZM129 100H128V102H129ZM132 100H133V98H132ZM145 100H146V102H149L148 101V99H146L145 98ZM263 99H261L260 100V103H263V102H261ZM47 101V100H46ZM81 102H79V103H81L82 104V98H81V100H80ZM89 101H91V100H89ZM95 101H98V100H95ZM106 101V100H105ZM119 101V102H120ZM123 101H125V102H127V97H126V99H124ZM136 101V100H135ZM142 101H144V100H142ZM152 101V100H151ZM157 101V100H156ZM204 101V100H203ZM206 101V100H205ZM209 101H206V102H209ZM211 101H213V103L212 104H210V107H211V105L212 106H214V105H216V103L214 102V101H216V102H218L217 100H211ZM242 101V102H241ZM245 101L243 102V103H245ZM264 101V100H263ZM40 103V105H38V104H36V103ZM76 102H78V101H76ZM98 102H100V101H98ZM124 102V103H125ZM140 102V101H139ZM198 102V101H197ZM219 102H221V101H219ZM223 102V101H222ZM238 102H239V104H238ZM241 102V103H240ZM5 103V104H4ZM58 103L55 101L54 102V104L55 105H57L58 107H56V108H58L59 109V107L61 106L60 104L58 105ZM78 103V104H79ZM94 104L96 103V102H93ZM104 103V102H103ZM105 103H107V102H105ZM104 103V104H105ZM107 104V105H110V104ZM132 103H134L135 105H133V106H130V104H132ZM136 103L137 102H133V101H131L129 104H127V103H125V104H127V106H123V107H121V108H126V112L127 113H131V115H133L134 113V111L133 112H131V110H128L127 108H129V107H134V106H137L136 105ZM200 103V102H199ZM34 104H31V105H34ZM45 104V103H44ZM46 104H47V102H46ZM73 104V103H72ZM72 104H70V105H72ZM75 104V103H74ZM81 104H79V105H81ZM86 104H89V103H86ZM92 104V103H91ZM113 104V103H112ZM114 104V106H116V105H120L119 103H117L116 105ZM143 104V103H142ZM185 104H187V105H185ZM202 104H204L205 105V103L203 102ZM208 104V105H209ZM221 104V103H220ZM251 105H252V103H250ZM255 104V103H254ZM7 105V106H6ZM68 106V107H70L71 108V106ZM75 105H77V104H75ZM98 105H100V104H98ZM163 105L165 106L166 104H165V102L163 103ZM197 105H198V103H197ZM201 105V104H200ZM208 105H206V106H208ZM246 105V104H245ZM249 105V104H248ZM255 105H259V104H255ZM19 106H21V107H23V108H19ZM46 106V105H45ZM48 106H50V104L48 105ZM63 106V105H62ZM83 106H85V104L83 105ZM90 106V105H89ZM104 107H106L105 105H103ZM102 106V107H103ZM112 105H110V106H108V107H111ZM122 106V105H121ZM141 106V107H142ZM171 106V107H170ZM218 105H216L215 107H217ZM232 106H228L229 108L230 107H232ZM53 107H55V106H53ZM66 107V106H65ZM68 107H66L67 109H69ZM79 107V106H78ZM82 107V106H81ZM80 107V108H81ZM86 107H88V106H86ZM86 107H83V108H86ZM99 107V106H98ZM138 108L140 107V106H137ZM143 107V108H144ZM159 107H161V109H162V106H159ZM165 107V108H166ZM187 107H189V108H187ZM199 107V106H198ZM198 107H195V108H198ZM219 107H221V106H219ZM233 107H235V106H233ZM230 108V109H233V110H235L237 107H235V108ZM245 107H247V105L245 106ZM245 107H242V109H244ZM252 107H253V105H252ZM255 107V106H254ZM264 107V106H263ZM36 108V109H37ZM46 108V107H45ZM76 108V107H75ZM75 108H71V113L70 114H72L73 113V111L74 110H76ZM92 107L90 106V108L88 109V110H90ZM94 108H96V107H94ZM99 108H101V107H99ZM119 108V107H118ZM120 108V109H121ZM131 108V109H132ZM135 108V107H134ZM168 108L166 109V110H168ZM201 108H203L204 109V107H201ZM224 108H227V107H224ZM248 108V107H247ZM247 108H245V109H247ZM260 108H262V107H260ZM47 109H51L52 111H53V108H47ZM47 109H44V111H47ZM74 109V110H73ZM78 109V108H77ZM93 109V108H92ZM98 109V108H97ZM108 109V108H107ZM112 109H114V107L112 108ZM119 109V110H120ZM137 109V108H136ZM164 109V108H163ZM162 109V110H163ZM187 109H189V110H187ZM194 109V110H193ZM199 109V108H198ZM206 109V108H205ZM212 109V108H211ZM210 109V110H211ZM230 109H229V111H230ZM241 108H239V110H240ZM244 109V110H245ZM254 108H252L251 110H253ZM256 109V108H255ZM4 110V111H5ZM38 111H41L42 109L40 108V110L39 109H37ZM60 110V109H59ZM70 110V109H69ZM79 110V109H78ZM104 110H106L105 108H104ZM141 110H143V109H141ZM140 110V111H141ZM166 110H164V112H162V114L163 113H165V111ZM170 111L169 112H174L173 110H171V109H169ZM214 111L216 110V108H214L213 109ZM223 110H226V109H223ZM250 110V109H249ZM250 110V111H251ZM264 110V109H263ZM31 111V112H30ZM34 111V112H33ZM55 111V110H54ZM64 111H65V109H64ZM63 111V112H64ZM110 111V110H109ZM114 111H116L117 113H119V112H121V111H119L118 112V110H116V108H115V110ZM123 111V110H122ZM130 111V112H129ZM144 111V110H143ZM160 111V110H159ZM256 111V110H255ZM56 112H58V110L56 111ZM63 112H61L62 113V116H63ZM66 112H67V110H66ZM126 112L125 113H120L121 115H123V116H119V119L118 120H123V122L125 123V122H127V124H128V126H130V125H132V124H130V123H128V122H131L132 120L129 118L130 116H128L127 118H125V116H127V115H129V114H126ZM157 112H155V114L157 113ZM183 112V113H182ZM216 112L218 113L219 111H217L216 110ZM220 112H221V110H220ZM226 112H228V110H226ZM226 112H225V114H226ZM22 113V112H21ZM27 113V114H26ZM44 114L45 113H47V112H43ZM49 113H50V115H53V112L51 113L50 111H49ZM55 113V112H54ZM68 113H69V111H68ZM77 113H80V111L78 112L77 111ZM138 113H143V112H138L137 111V114H135V115H140L141 116V114H138ZM148 113V112H147ZM147 113H143V115L144 116H146L147 118L149 117H151V116H154V114L153 113H151V114H153V115H151L150 114V116H148L147 115ZM159 113V112H158ZM168 113V112H167ZM197 114V116H203V115H201V113H198V112H196ZM233 113V112H232ZM252 113H254V111H252ZM38 114V115H37ZM37 116H38V118H39V115L40 114H42L41 112H37ZM69 114V115H70ZM116 114V113H115ZM124 114H126L125 116H124ZM146 114V115H145ZM168 114H170V113H168ZM168 114H163V116L159 113V114H156V117H154V118H157V116L158 115H160L161 117H160V119H159V117H158V119H155V123H153L154 121H152L151 123H153V124H155V127H154V125L153 126H150L149 124L147 125V126H150L151 128H156V127H159V126H156L157 125V123H160V122H162V121H165V122H162V123H164V124H166V122H167V120H169L168 118L169 117H171V116H169ZM193 114H194V116L193 117H195V112H193ZM198 114H200V115H198ZM221 114V113H220ZM17 115H20V113L19 114H17ZM23 115L25 116V117H23ZM31 115V114H30ZM50 115H48L47 114V116L45 115H43V118L45 117V119L43 120V121H45V122H48V121H46V117H50ZM58 115V114H57ZM60 115V114H59ZM73 115H75V114H73ZM103 115H105V114H103ZM109 115V114H108ZM166 115V119H163V120H161L162 119V117H164ZM249 115H252V114H249ZM4 116V115H3ZM61 116V115H60ZM72 115H70V118H72L71 117ZM111 116H113L112 114H111ZM117 116V115H116ZM137 116H135V117H137ZM183 116V115H182ZM220 116V115H219ZM230 116V114L228 115V117ZM23 117V118H22ZM55 117V116H54ZM57 117H59V116H57ZM57 117L56 118H54L53 120H51V121H56V119H57ZM69 117V116H68ZM105 117V116H104ZM120 117H124V118H122V119H120ZM134 117V116H133ZM144 118V119H147V118ZM221 117H222V115H221ZM250 117V116H249ZM248 117V118H249ZM253 117V116H252ZM16 118V119H15ZM37 118V119H38ZM41 118V117H40ZM43 118H41V119H43ZM51 118V117H50ZM50 118H48V120L50 119ZM114 118V117H113ZM116 118H118V117H115V119ZM141 118V117H140ZM177 118H183V117H177ZM185 118V117H184ZM187 118V119H188ZM3 119V121H1ZM14 119L17 121V123H15V124H18L19 122V124L20 125H18L19 127H21L22 126V128H24V126H25V128L24 129H26V132L25 131H23V132H25V134L23 133H19L18 132V129H20V130H23L22 128H18V126L17 125H12V124H14V123H12V122H15L14 121ZM26 119H28V120H26ZM31 119V120H30ZM36 119V118H35ZM36 119V120H37ZM58 119H60V117L58 118ZM124 119H126V121H124ZM131 120V121H128V120ZM176 119V118H175ZM199 119V118H198ZM222 119H225V117L223 118L222 117ZM230 119V118H229ZM228 119V120H229ZM255 119V118H254ZM141 120V119H140ZM177 120L178 119H176V122H177ZM180 120V119H179ZM183 120V119H182ZM195 120V119H194ZM249 120H251V119H249ZM133 121H135V118H134V120ZM138 121V120H137ZM145 122L146 121H151L150 119H148V120H144ZM185 121V120H184ZM187 121V120H186ZM190 121V120H189ZM223 121V120H222ZM232 121H233V119H232ZM248 121V120H247ZM251 121H253V120H251ZM42 122V121H41ZM58 122H60V120L58 121ZM115 122V121H114ZM121 123V121H118V123H120L121 125L122 124H124V123ZM174 122V121H173ZM176 122H175V124H176ZM179 122V121H178ZM192 122V121H191ZM218 122H220V121H218ZM250 122V121H249ZM25 123V122H24ZM48 123H50V124H53V122H48ZM56 122H54V124H55ZM112 123V122H111ZM190 123V122H189ZM193 123H197V122H193ZM223 123H225V122H223ZM252 123V122H251ZM255 123V122H254ZM8 124V125H7ZM41 124H43V123H41ZM41 124H37L38 126L39 125H41ZM60 124H62V121H61V123ZM117 124V123H116ZM126 124V123H125ZM126 124V125H127ZM137 124V123H136ZM139 124H142V123H139ZM139 124H137V125H132V126H138V127H136V128H138L139 129ZM187 124V123H186ZM185 124V125H186ZM229 124V123H228ZM231 124V123H230ZM248 124L249 123H247V127H248ZM5 125V126H4ZM28 125V124H27ZM31 125V126H32ZM37 125H35V127L34 128H38L37 127ZM58 125V124H57ZM120 125V126H121ZM160 125V124H159ZM169 125V124H168ZM172 125V124H171ZM171 125H169V126H171ZM225 125H227V123L225 124ZM232 125H234L233 123H232ZM54 126V125H53ZM66 126V127H65ZM111 126H113L112 128H111ZM119 126V127H120ZM143 126V125H142ZM167 126V125H166ZM174 126V125H173ZM182 126H183V124H182ZM223 126V125H222ZM222 126H220V128L222 127ZM229 125H227L226 127H228ZM254 126H256V124L254 125ZM11 127H16V128H18V129H11L10 130V128ZM29 127V126H28ZM39 127H43L42 125L41 126H39ZM73 127V128H72ZM122 127H123V130H125L124 129V126L122 125ZM175 127V126H174ZM187 127H188V125H187ZM187 127H185V129H187ZM198 126H195V128H197ZM232 127V126H231ZM238 127V126H237ZM62 128V127H61ZM141 129H142V127H140ZM171 128H173V127H171ZM180 128H181V126H180ZM190 127H188V129H189ZM194 124L192 125V128L191 129H193V131H194ZM229 128V127H228ZM242 128V127H241ZM252 128H253V126H252ZM35 129V132H37V130ZM63 129V128H62ZM121 129V128H120ZM157 129V128H156ZM167 129H169V128H167ZM183 129V128H182ZM187 129V130H188ZM190 129V130H191ZM207 129V128H206ZM247 129H249V128H247ZM57 130V131H56ZM61 130V129H60ZM130 130L132 131V133L134 132L133 130L134 129H131L130 128ZM146 130H148V129H146ZM207 130H209V128L207 129ZM219 129H217V131H218ZM224 130V129H223ZM222 130V131H223ZM120 131V132H119ZM135 131H136V129H135ZM162 131V130H161ZM172 131V130H171ZM170 130L168 131V132H171ZM220 131H221V129H220ZM247 131V130H246ZM251 131V130H250ZM254 131H256V129H254ZM253 131V132H254ZM61 132H62V130H61ZM125 132V131H124ZM160 132V131H159ZM175 132V131H174ZM184 132H185V130H184ZM189 132V131H188ZM200 132V131H199ZM199 132H197V133H199ZM203 132H204V130H203ZM208 132H210L211 133V131H208ZM216 131L214 130V133H215ZM232 132H234V131H232ZM238 132V131H237ZM245 132V131H244ZM249 132V131H248ZM31 133V134H30ZM39 133H41V132H39ZM38 133V134H39ZM111 133H112V135H111ZM146 133H148V132H146ZM193 133H196V132H193ZM219 133V132H218ZM247 133V132H246ZM126 134H128V133H126ZM161 134V133H160ZM165 134H168L167 132L165 133ZM203 134H205V133H203ZM223 134V133H222ZM224 134L226 135L227 133H225L224 132ZM242 134V132L240 133V135ZM248 135L250 134V133H247ZM246 134V135H247ZM32 135V136H31ZM37 135V134H36ZM58 135V136H57ZM116 135H119L120 137H113V136H116ZM145 135V134H144ZM188 135H190L189 133H188ZM187 135V138L186 139H188L189 138V136ZM192 135V134H191ZM206 135V134H205ZM216 135H218V136H220V133L219 134H216ZM228 135V134H227ZM239 135V134H238ZM245 135V134H244ZM137 135H135V137H136ZM147 136H151V135H147ZM162 136V135H161ZM164 137H165V135H163ZM167 136V135H166ZM200 136H202V135H200ZM210 136H212V135H210ZM210 136H208V137H210ZM19 137V138H18ZM23 137H28V135H26V136H23ZM38 137H40V136H37L36 138H38ZM59 137V138H58ZM141 137V136H140ZM139 137V138H140ZM144 137H146V136H144ZM144 137H142V138H144ZM152 137V136H151ZM155 137V136H154ZM180 137H182L183 138V134L180 136ZM213 137V136H212ZM227 137H229V136H227ZM226 137V138H227ZM233 137V136H232ZM238 136H236L235 138H237ZM248 137V136H247ZM14 138V139H13ZM111 138H117V140L116 139H113V140H111ZM169 138V137H168ZM202 138V137H201ZM200 138V139H201ZM240 138H245V137H240ZM12 140L11 142H10V140ZM24 139H26V138H24ZM41 139V138H40ZM40 139H38V140H40ZM44 139V138H43ZM155 139V138H154ZM181 139V138H180ZM184 139L185 138H183L182 140L184 141ZM185 139V140H186ZM191 139V138H190ZM198 139V138H197ZM216 139V138H215ZM224 139V138H223ZM223 139H221V140H223ZM239 139V138H238ZM237 139V140H238ZM177 140V139H176ZM174 141L175 142V144L173 145H171L173 148H179V147H176L177 146V144H176V142H178V141ZM218 140V139H217ZM227 140H230V142H233V141H231V140H233V139H227ZM239 140H241V139H239ZM25 142V140H23V138L21 139V143L20 144H24V142ZM34 141H36V140H34ZM188 141H189V139H188ZM200 141V140H199ZM203 141V140H202ZM216 141V140H215ZM214 140H212V143L213 142H215ZM245 141H247V140H245ZM144 142V141H143ZM142 142V143H143ZM161 142V141H160ZM182 142V141H181ZM193 142H194V140H193ZM237 142V141H236ZM248 142V141H247ZM11 143H15V145L14 144H11ZM111 143H115V144H113V145H111ZM151 143V142H150ZM173 143V142H172ZM180 143V142H179ZM182 143H187V142H182ZM192 143V142H191ZM226 144L227 143H229V142H225ZM234 143H235V141H234ZM232 144V143H230L231 144V146L230 145H228L229 147L228 148H231V147H233V145H235V144H237V143H235V144ZM147 145H149V143H146ZM146 144H144V145H146ZM157 144L159 145L160 143H158L157 142ZM188 144H190V143H188ZM199 144H200V142H199ZM225 144V145H226ZM241 144V143H240ZM246 143H244V145H245ZM1 145V144H0ZM182 145H184V144H182ZM192 146H193V144H191ZM195 146H196V144H194ZM203 145V144H202ZM201 145V146H202ZM213 145V144H212ZM243 145V147L245 148V146ZM170 146V147H171ZM187 146V145H186ZM190 146V145H189ZM188 146V147H189ZM238 145H236L235 147H236V149L237 148H239L238 149V151L240 150V151H242L241 149H242V145H240L241 146V149H240V147H237ZM111 147H113L112 148V150H111ZM197 147V148H196ZM196 147H194V148H196V149H203V148H206V147H204L203 146V148H198V146H196ZM213 147H214V145H213ZM216 147H217V145H216ZM215 147V148H216ZM224 147V146H223ZM222 147V148H223ZM17 148L19 149V150H17ZM20 148H22V151L20 150ZM159 148V149H158ZM168 148V149H167ZM172 148V149H173ZM185 148H187V147H185ZM191 148V147H190ZM234 148V147H233ZM256 148H257V146H256ZM245 149H247V148H245ZM263 149V148H262ZM261 148H260V150H262ZM4 150H5V148H3V149H1V146H0V151L2 152V153H5L4 152ZM7 151H8V149H6ZM183 150H186V149H183ZM183 150H180V152L181 151H183ZM192 150H193V148H192ZM229 150V149H228ZM232 150V149H231ZM12 151V150H11ZM19 151V152H18ZM20 151H21V153H20ZM143 151V150H142ZM157 151V152H156ZM207 151V150H206ZM236 150L234 149V152H235ZM237 151V152H238ZM247 151H249V150H247ZM13 152V151H12ZM172 152H175V151H173L172 150ZM185 152H187V151H185ZM192 152H197V151H192ZM228 152V151H227ZM237 152H235V154L237 153ZM262 152H264V151H262ZM2 153H0V155H1V157L0 158H3V157H7V159H9L8 158V156H5V154L4 155H2ZM9 153H11V152H8V154ZM146 153H148V152H146ZM181 153H183V152H181ZM232 154H233V152H231ZM240 153V152H239ZM243 154H244V151L242 152ZM7 154V155H8ZM190 154V153H189ZM224 154H226V153H224ZM247 154V153H246ZM251 154V153H250ZM255 154H256V151H255ZM143 155H147V154H144L143 153ZM182 155H184V153L182 154ZM220 155H222V153L220 154ZM227 155V154H226ZM225 155V156H226ZM242 154H240V156H238L239 158H237L236 160H238V161H240V157H243V155L241 156ZM248 155V154H247ZM254 155V154H253ZM263 155V154H262ZM186 156H188V155H186ZM192 156H195V155H192ZM230 156V155H229ZM246 156V155H245ZM250 156V155H249ZM252 156V155H251ZM257 156V155H256ZM138 157V158H137ZM147 157V156H146ZM178 157H180V156H178ZM184 157V156H183ZM188 157H190V155L188 156ZM211 157H213V156H211ZM210 157V158H211ZM220 157V156H219ZM223 157V156H222ZM232 156H230V157H227L228 159H230ZM235 157H236V155H235ZM248 157V156H247ZM252 157H255V156H252ZM15 158V157H14ZM13 158V160H15ZM137 158V159H136ZM193 158H196V156L195 157H193ZM226 158V159H227ZM251 158V157H250ZM249 158V159H250ZM257 158H260V155H258L257 156ZM6 159V160H7ZM10 159H12V158H10ZM184 159V158H183ZM214 159V158H213ZM219 158H217V160H218ZM222 159H224V157L223 158H220V160H222ZM233 159V158H232ZM244 159H245V157H244ZM253 158H251V160H252ZM254 159H256V158H254ZM1 160V159H0ZM174 160V159H173ZM172 160V161H173ZM189 160H192V158H189ZM233 160H235V158L233 159ZM16 161V160H15ZM166 161H168V162H166ZM178 162H176V161H174L175 162V164L177 163H180V161H179V159L177 160ZM226 161H228V160H226ZM225 161V162H226ZM245 160H243V162H244ZM250 161V160H249ZM12 162V161H11ZM164 162H166V164H168V166L167 167H165V168H167V169H169V170H165V168H164ZM191 162V161H190ZM219 162H221V163H223L224 161H219ZM231 162V163H230ZM241 162H242V159H241ZM252 162V161H251ZM0 166L1 167H5V166H2V163L4 164V159L3 160H1L0 161ZM15 163V162H14ZM182 163V162H181ZM180 163V164H181ZM192 163V162H191ZM215 162H213L212 164H214ZM254 163V162H253ZM252 163V164H253ZM258 163H261V164H263L262 162H258ZM8 164V163H7ZM12 164V163H11ZM143 164H144V162H143ZM174 164V163H173ZM174 164V165H175ZM187 164V163H186ZM217 164V163H216ZM227 164H233L234 165V163H232V161L230 160L229 162H227ZM240 164V165H239ZM239 164H235V165H237V166H240V168L239 169H237L238 171H240L239 173H241V167H243V170H244V166L243 165H241V163H239ZM248 164H249V162H248ZM16 165H18V164H16ZM113 165H115V168L114 167H112ZM141 165H139V166H141ZM170 165V166H169ZM183 165V164H182ZM181 165V166H182ZM184 165H185V163H184ZM183 165V166H184ZM199 165V164H198ZM254 165V164H253ZM9 166H11V165H9ZM9 166H7L8 168H9ZM15 166V165H14ZM147 166H149V165H147ZM196 166V165H195ZM194 166V168H196ZM214 165H212V169L213 170H208V172H212V171H214V169H217V168H220V166L218 167V166H216V168L215 167H213ZM223 166H225L224 164H223ZM237 166H235V168H237ZM258 166H259V164H258ZM262 166V165H261ZM0 167V172H6V171H10L9 169H6V167L5 168H1ZM12 167V166H11ZM112 167V168H111ZM197 167H199V166H197ZM262 167H264V165L262 166ZM16 168V169H15ZM136 168H138V167H136ZM162 168H164V169H162ZM210 168V167H209ZM224 167H222V169H223ZM226 168V167H225ZM229 168V167H228ZM227 168V169H228ZM247 169H248V167H246ZM4 169H6V170H4ZM11 169V168H10ZM18 167H14V169H11V170H14V171H19V170H21V169H19ZM114 169V170H113ZM156 169H159V170H156ZM172 169V168H171ZM202 169V168H201ZM253 169H256V168H253ZM258 169H259V167H258ZM257 169V170H258ZM260 169H262V168H260ZM4 170V171H3ZM112 170V171H111ZM122 170V171H121ZM154 170V171H153ZM161 170V171H160ZM178 170H179V168H178ZM191 170V168L189 169V171ZM193 170V169H192ZM199 170V169H198ZM236 170V171H237ZM251 169H249V170H247V171H250ZM119 171V172H118ZM176 172H177V170H175ZM179 171V172H180ZM216 171H219V170H215V172ZM224 172H226L225 170H223ZM246 171V170H245ZM264 171V170H263ZM54 172V174L53 175H51L52 173ZM56 172V173H55ZM113 172V173H112ZM116 172H118L117 174H116ZM120 172H122L121 174H119ZM136 172V171H135ZM145 172V173H144ZM198 172H200V171H198ZM203 172V171H202ZM222 172V171H221ZM221 172L219 171V174L218 175H221ZM253 172V171H252ZM11 173H13V172H11ZM156 173V174H155ZM169 172H167V174H168ZM178 173V172H177ZM177 173H175V175L177 174ZM183 173V172H182ZM182 173H179L178 175H183ZM190 173V172H189ZM193 173H196V171L195 172H193ZM217 173V172H216ZM249 173V175H253V174H251V172H248ZM255 173V172H254ZM8 174H10V173H8ZM8 174H2V173H0V176L2 177V175H4L5 177H7V178H10L9 176H7ZM25 174H27V175H25ZM50 174V175H49ZM119 174V175H118ZM135 174V173H134ZM139 174H138V177H139ZM163 174H166V173H163ZM197 174V173H196ZM195 174V175H196ZM200 175H201V173H199ZM205 174H207L206 172H205ZM223 174V173H222ZM225 174V173H224ZM229 174H231V173H228V175ZM264 174V173H263ZM13 175V174H12ZM11 174H10V176H12ZM47 175H49V177H51V176H53V177H55L53 180L52 179H50V181L51 182H53V184L50 182L49 183V181H48V183H47ZM56 175H59V177L57 178L56 177ZM114 175H116V176H114ZM156 175V177H154ZM189 175V174H188ZM191 175H192V173H191ZM194 175V176H195ZM200 175H198L199 177H198V179L199 178H201L200 177ZM204 175V174H203ZM208 175V174H207ZM249 175H246V177H248ZM256 175V174H255ZM261 175V174H260ZM3 176V177H4ZM111 176L113 177V179L111 180ZM131 176V175H130ZM177 176V175H176ZM209 176V175H208ZM238 176H241V175H238ZM1 177H0V179H1ZM134 177H135V175H134ZM133 177V178H134ZM146 177V181L144 182V178ZM181 177H183V176H181ZM192 177V176H191ZM204 177H206V176H204ZM226 177V176H225ZM233 177H234V175H233ZM257 177V176H256ZM261 177V176H260ZM12 178V177H11ZM17 178V177H16ZM140 178V177H139ZM159 178H162V177H159ZM159 178H157V179H159ZM187 178V179H186ZM203 178V177H202ZM207 178H209V177H207ZM224 178V179H223ZM228 178V177H227ZM239 178V177H238ZM241 178V177H240ZM21 179H23L24 180V178H21ZM33 179V180H32ZM59 180V181H56V180ZM172 179V180H171ZM194 180H195V178H193ZM210 179V178H209ZM229 179V178H228ZM228 179H226V182H229V181H227ZM232 179H234V178H232ZM241 179H243V177L241 178ZM244 179H245V177H244ZM253 179H255L254 181H255V183L257 182V179L256 178H253ZM259 179H261V178H258V180ZM2 180H4L5 181V179H3L2 178ZM1 180V181H2ZM11 180H13L14 181V179L12 178ZM11 180H8V181H11ZM17 180V179H16ZM34 180H35V182L36 183H32V182H34ZM160 180V179H159ZM181 180L183 181V182H185V180L188 182L189 181V183L187 184V183H183V182H181ZM234 180H236V179H234ZM234 180H232V183H234ZM247 180H249V183L250 184H252L251 183V181H250V179H249V177L247 178ZM55 181L57 182V184H54L55 183ZM131 181V182H132ZM164 181V180H163ZM172 181H176V182H174V183H179L181 186H176L175 184L174 185H172ZM230 181H231V179H230ZM238 181V180H237ZM260 181H262V180H260ZM134 182H132V183H134ZM9 183V182H8ZM10 183H14V184H16L15 182H10ZM18 183H21V182H17V185L18 186H16V187H18V188H15V189H19V191H20V189H21V187L23 188V186H22V184L23 183H21V187H20V185L18 184ZM129 183V182H128ZM128 183H127V185H128ZM164 183V182H163ZM195 183V182H194ZM254 183V185H252V186H254L253 188H247L246 190L247 191H241V193H237V194H241V195H236V196H234L233 198L236 200L237 198L236 197H238V199H239V201H241L240 202V204H236V203H238L237 201H235L236 203H234V202H232V203H234V204H236L235 206V208H234V210L236 211L237 210V208H238V210H237V217L238 216H240V212L242 213L241 215L242 216H244V219H243V217H238V220H240V221H238V220H235V219H237L236 217L234 218H231L230 216H228L229 218H230V220L232 221V222H234V220H235V222L236 221H238L239 223H231V224H239L240 226H245L244 228L246 229V230H249V227H250V225H248V224H251L252 222H256V220H254V221H251V220H249L250 222H248V220L247 219H252V217L250 216V214H249V212H244V210L245 211H248V210H250V209H252L254 206H255V202L254 203H252V205L251 206H253V207H251V206H249V207H251V208H248V209H245V208H247L248 206H246V205H244V206H237V205H241V204H244V202H248V201H245V200H248V199H250L251 200V195H252V193H254L255 191H253V190H255V187H256V185L257 184H255ZM259 183V182H258ZM14 184H12L13 185V187H15V185ZM35 184H36V186H35ZM47 184V185H46ZM51 184V185H50ZM148 184H150V183H148ZM187 184V185H186ZM210 184V185H209ZM228 184H230V183H228ZM241 184H243V183H241ZM247 184H248V182H247ZM261 184V183H260ZM35 186V187H32V186ZM48 185H50V186H52V187H54L55 186V188H54V192L56 193V195L58 196V198H60L58 201L59 202H56L57 200H55V198H57V197H47L48 196V191H45V190H51L52 189V187H51V189H48V188H43V187H47ZM54 185V186H53ZM141 185V186H140ZM164 185H166V184H164ZM190 185H192V186H190ZM211 186V187H209V186ZM212 185H215L216 187H214V186H212ZM263 185V186H262ZM49 186V187H50ZM129 186V185H128ZM143 186V187H142ZM150 186V185H149ZM169 186V187H170ZM183 186V187H182ZM188 187V188H192L193 187V189H196L195 187H199L198 188V190H200V189H205V192H202V190H201V192L199 193V192H197V191H193V189H187V188H184V187ZM219 186H220V188H222V189H220L219 188ZM226 187H227V185H225ZM237 186V185H236ZM235 186V187H236ZM251 185H250V187H252ZM4 187H5V185H4ZM9 187V186H8ZM12 187V186H11ZM166 187V186H165ZM168 187V188H169ZM260 187H263L264 188V183L263 184H261V185H259L258 184V187L257 188H259V190H264L263 188H261L260 189ZM39 188H42L44 191L43 192H45V194H47V196H43L44 195V193H42L43 195H42V197H43V199H40V194L41 193H38V194H36L38 191H42V189H40L39 190ZM167 188V187H166ZM214 188V189H213ZM231 188V187H230ZM6 189V188H5ZM11 189H14V188H11ZM27 189V190H26ZM34 189V190H33ZM35 189L37 190V191H35ZM130 190V191H132V192H129L128 190ZM210 189H212V190H210ZM215 189H218V191L219 192H221V193H219V192H214V190ZM7 190H10V189H7ZM32 191L31 193L30 192H28V193H26L27 191ZM135 190V189H134ZM224 190H227V188H225ZM232 190H234V191H236L235 189H232ZM242 190H244V188H242ZM12 191V190H11ZM23 191V190H22ZM53 191L51 190V193H53ZM75 191V196H73L74 195V193H72V192H74ZM174 191V192H173ZM176 191V192H175ZM228 191H230V190H228ZM36 192V193H35ZM177 192H179V193H181V195H179V196H177V195H174L175 193H177ZM189 192H191V194H189L188 195V193ZM224 192V191H223ZM226 192V191H225ZM246 192V193H245ZM256 192H259L258 190L256 191ZM24 193V192H23ZM174 193V194H173ZM196 193V194H195ZM235 193V192H234ZM244 193V194H243ZM7 194H9V193H7ZM11 194V193H10ZM37 195V196H39V198H36L37 196H34L33 197V195ZM54 194V193H53ZM52 194V195H53ZM198 194H200L199 196H201V198H198L199 196H198ZM202 194H205V195H202ZM228 194H230V192L228 193ZM236 194V193H235ZM246 194H248L249 196H245ZM260 194V193H259ZM4 195V194H3ZM18 195V196H19ZM55 195V194H54ZM191 195L192 196H198V197H196L195 198V200H193L194 198H192L191 197ZM233 195V194H232ZM114 196H116V199H115V197ZM190 196V197H189ZM241 196V197H240ZM243 196H245L246 198H244V199H242V197ZM254 196H257V195H254ZM262 196H264V195H262ZM47 197V198H46ZM143 197H145L146 199H144V200H146V201H143L142 200V198ZM180 197H183V198H185V200L186 199H188V198H190V199H192V200H186V206H185V208L187 207V209L188 208H192V206H194V209L196 208L195 207V205H193V204H196L197 202L196 201H198L199 202V205H197L198 207L200 206V205H203V206H205L204 208H206V209H208V208H211V210L212 209H216V210H213V211H211L210 210V212H212V214L213 213H216V214H214L215 216L213 217V215H211V213L209 212L208 214L207 213H205V209L204 208H202V210H201V208H198L197 209V211H199V212H194V213H196V214H198V215H195V217H196V220H195V217H193V213L192 214H190L189 215V213L187 212V211H189V209L187 210V211H184V210H186V209H184L183 210V208L184 207H180V206H182V204H183V200H181V199H183V198H180ZM202 197L204 198V200L202 199ZM206 197L208 198V199H211V201H209V200H205L206 199ZM248 197V198H247ZM15 198V199H14ZM33 198H35V200L33 199ZM44 198H46V201L47 202H51V201H49L50 200V198H52L51 200H55V202L54 203H56V205H58V207H57V209H54V208H56V206L54 205V206H50V205H53L54 203L53 202H51V203H49V204H47V203H45V201H42V200H44ZM138 198H141L140 200H142L143 202H145L146 203V205H144L145 203H142V201H140ZM180 198V199H179ZM197 198L198 199H201V200H197ZM224 198H228V196H225ZM230 198H232V197H230ZM260 198H264V197H261L260 196ZM14 199V200H13ZM36 199H39V200H41L39 203H38V200H36ZM136 199H138L139 200V204H137L138 206H140L139 208H137L136 206L137 205H135L134 204V202L136 201ZM8 200H13L12 202H14V203H12V202H10V201H8ZM64 201L65 203H62L61 201ZM65 200H67V202L65 201ZM111 200H112V202H111ZM115 200H117V206L116 207H118L116 210H117V212L116 211H114V213H111V210H109V208H108V206H110L111 207V209H112V207H114V209H115V206H111V205H109V203H114L115 202ZM221 200H223V201H221ZM261 200V199H260ZM264 200V199H263ZM1 201V202H2ZM178 201H180L181 203H179V204H177V205H179V206H174L173 204H176V203H178ZM193 201H195V203H190V202H193ZM203 201H204V203H203ZM212 202V203H210L211 204V206H209L208 204H207V206L205 205V202L207 203V202ZM234 201V200H233ZM252 201V200H251ZM45 203V206H46V204L47 205H49V207L51 208V209H49V208H46L44 205H42V204H40V203ZM131 202H133L132 204L134 205V207H136V209H134V207L131 205H129ZM176 202V203H175ZM227 202H228V200H227ZM243 202V203H242ZM260 202V201H259ZM35 203H38V204H36V206H35ZM57 203H61L62 205H60V204H57ZM136 203V202H135ZM163 203H171V204H165V205H171V207L173 208V209H170L171 211L169 212L168 211V213L165 215V214H162V212H161V207H162V204ZM232 203H231V205H232ZM250 203V202H249ZM248 203V204H249ZM262 203H264V201H262ZM262 203H260V204H262ZM87 204H89V205H92L93 206V204H96V205H98V206H95L96 208H93V207H89V205H87ZM141 204H143V205H141ZM220 204H223V206H221V207H219L220 206ZM65 205V206H64ZM70 205V206H69ZM71 204H68V207H66V208H73V207H71L72 206ZM187 205H189V206H187ZM250 205V204H249ZM41 206H43L44 208H41ZM82 206H88L89 207V210L88 209H81V208H83ZM214 206V207H213ZM227 207H228V205H226ZM230 206V205H229ZM233 206V205H232ZM34 207V208H33ZM175 207H177V208H180V209H177V208H175ZM201 207V206H200ZM216 207H218V208H220V209H218V208H216ZM234 207V206H233ZM240 207H244V209H242V210H240L239 208ZM256 207V206H255ZM31 208H33V210H31ZM41 208V209H40ZM53 208V209H52ZM84 208H86V207H84ZM45 209H49V210H51L50 211V213H47V212H49V211H46ZM78 209V210H77ZM166 209H168V208H166ZM174 209H176L177 211H180L179 212V214L180 215H178V214H175V213H177V211H174L175 213H172V211L174 210ZM193 209V210H194ZM204 209V210H203ZM254 210H255V208H253ZM259 209V208H258ZM29 210H31V211H29ZM45 210V211H44ZM66 209H64L63 211L64 212H66L67 210H69V209H67L66 211H65ZM86 210H88V211H86ZM196 210V209H195ZM209 210V209H208ZM254 210H250V212H252V213H254ZM28 211V212H27ZM228 211V210H227ZM230 211V210H229ZM243 211V212H242ZM44 212V213H43ZM54 212V213H55ZM186 212V213H185ZM189 212H191V211H189ZM226 211H224V213H225ZM232 212V211H231ZM257 212H259V211H256V214H257ZM33 213H35V212H33ZM54 213H52V214H54ZM63 213V212H62ZM68 213V212H67ZM108 213H110V214H108ZM220 213H222V212H220ZM227 213V212H226ZM248 213V214H247ZM251 213V215L252 216H254V214H252ZM260 213V212H259ZM36 214H38V213H36ZM63 214H66V213H63ZM173 214H175V216L173 215ZM187 215V216H185V215ZM230 214V213H229ZM245 214H247V215H245ZM35 215V214H34ZM33 215V216H34ZM111 215H113L112 217H111ZM115 215V216H114ZM178 215V216H177ZM181 215H184L186 218H188V219H185L184 220V222H182L183 220H181V222L179 221L180 219H177V217H180ZM205 215H207V216H205ZM209 215H211L210 216V218L212 217V219H210V218H208L209 217ZM221 215H223V214H221ZM258 215V214H257ZM260 215H262V218H264L263 217V215H264V213L263 214H260ZM9 216H12L13 218H14V220H12V221H16L15 219H17L18 221L17 222H15V223H12L11 221H9V219H11V218H9ZM28 216V215H27ZM60 216H62V217H60ZM183 216V217H184ZM247 216V218H245ZM248 216H250L251 218H249ZM43 217V218H44ZM190 217V218H189ZM43 218H41V219H43ZM51 218H54V219H51ZM202 218V219H201ZM204 218H207V221H211V223H212V221L213 220H215V222L217 223V224H214V225H216V228L217 229H220V230H217V231H215V233L217 234V235H219V236H216V234H214L212 231H214L213 229H210V227H214V225H213V223L212 224H210L209 222H206L205 221V219ZM213 218H215V219H213ZM229 218H228V220H229ZM257 218L258 219H260V217H258L257 216ZM256 218V219H257ZM261 218V219H262ZM24 219H27V218H24ZM35 219V221H33ZM37 219H39V220H37ZM49 219H51V220H49ZM177 219V220H176ZM200 219V220H199ZM226 219V218H225ZM232 219H234V220H232ZM254 219V218H253ZM222 220V219H221ZM259 221V220H258ZM20 224H19V223ZM44 222L46 223V224H44ZM214 222V223H215ZM219 222H220V220H219ZM224 222V221H223ZM260 225L261 226H259V225H255V226H259V227H262V228H260V229H262V230H264V219H262V220H260ZM28 223V222H27ZM37 223V224H36ZM222 223V222H221ZM42 224H44L43 226H42ZM220 224V223H219ZM230 224V223H229ZM257 224V223H256ZM206 225H209L208 227H209V229H208V227H206ZM212 225V226H211ZM239 225H235V226H238L239 228H241ZM22 226H24V225H22ZM39 226H41V227H39ZM223 226V225H222ZM230 226V225H229ZM10 227H14V225H12V226H10ZM16 227V226H15ZM19 227H17V228H19ZM182 228V229H179V228ZM253 227V226H252ZM12 228H9V229H11V231H13L14 229H12ZM234 229H231L232 231H234ZM250 229H252V228H250ZM7 230V229H6ZM23 230V231H22ZM210 230H211V233L212 234H210ZM230 230V229H229ZM228 230V231H229ZM252 230H254V229H252ZM220 232H223V231H220ZM235 232V231H234ZM263 234H264V232L263 231H261ZM28 233V234H27ZM228 233V232H227ZM227 233H226V237H227ZM3 234V235H4ZM13 235V234H12ZM24 235V236H23ZM208 235L210 236V237H208ZM211 235H215V237L214 236H212V238H211ZM221 235V236H220ZM233 235H230V236H233ZM243 235V236H244ZM15 236H19V238L17 239V237H15ZM224 236V235H223ZM224 236V237H225ZM219 237H221V238H219ZM225 237V238H226ZM246 237H244V238H246ZM228 238H230V237H227V239ZM244 238H242V240H244ZM262 238H264V237H262ZM231 239H233V238H231ZM261 239V238H260ZM235 240H233V244H234V241ZM227 241H229V240H227ZM259 241H261V240H259ZM258 241V242H259ZM4 242H2V243H4ZM245 242V241H244ZM252 242H253V240H252ZM229 243V242H228ZM232 243V242H231ZM261 243H263L262 244V246L264 247V242H261ZM224 244L226 245V243L224 242ZM224 244H222V249H224L223 247H225V245ZM239 244H244L245 245V248L243 249V250H240V248H243L242 246L240 247L239 246ZM259 244V243H258ZM257 244V247L258 246H260V245H258ZM5 245V246H4ZM220 245L221 244H219L218 245V243H217V245H216V247L218 246L220 249H221V247H220ZM231 247V246H230ZM229 247V248H230ZM227 248V247H226ZM1 250V249H0ZM4 251V250H3ZM215 251V252H214ZM256 253V254H255ZM257 254H260V255H257ZM264 254V253H263ZM239 262V263H238Z\"/></svg>",
    "mask_w": 264,
    "mask_h": 264
},
{
    "label": "rangeland",
    "instance_id": "obj_2",
    "mask_svg": "<svg viewBox=\"0 0 264 264\" xmlns=\"http://www.w3.org/2000/svg\"><path fill=\"white\" fill-rule=\"evenodd\" d=\"M112 1V0H111ZM115 2H112V3H117L118 1H120L121 3H127V1H128V4H122V5H124L125 6V8H124V6H122L121 4H120V6H116L115 4H112V6H116V7H112L111 9H113V10H111V14L114 16H112L111 15V17H113V18H111V25H112V29H114V28H116V29H114L115 31H118V33H119V35L117 34V32H115L114 30H111V38H116V35H118L117 36V38L118 39H114V41H119L121 38L123 39H125V41H123V40H120V41H123V43H121L122 45H124V46H122V45H120V46H122V47H120L119 45H117V46H119V48H121V49H119L118 47V49H117V51H115L116 49H114V47L116 48V46H115V44H118L117 42L115 43L114 41H113V39H111V42H112V44H111V48H113V49H111V51L112 52H117L119 55L118 56H124V57H120V58H117L118 56L117 55H112L111 54V58H112V56H116L115 58H113V59H115V60H111V58H109V57H107V58H100V60L99 59H96V58H94V61H98V63H96V64H98L99 65V68H101V69H98V65H96L95 63H94V65H96V66H92V64L89 66L87 63H91L92 61H93V59H89V60H91L90 62H89V60H87V59H85V58H82L81 56H80V58H77V59H75V58H73V60L71 59V58H67L66 59V61L65 62H67V63H65V65L67 66L66 67V70L64 69V70H62V72H60V74L58 73V72H56V74H58V77H61L60 79L62 80H64L65 78H67V74L68 73H70L72 70H74V71H77V72H72L71 74V76L70 77H74L75 76V81H73L72 82V84L73 83H75V82H77V83H75V84H77V85H79V86H77V88L75 89V92L73 91V90H69V92H65L66 94L67 93H71L69 96H68V100H66L65 101V99L62 97L65 93H63L62 94V96H60V92H63V91H66V88H68L69 86H76V85H71V83H70V85H67L66 86V88H63L61 85L59 86V87H62L61 89L63 90H58V89H60V88H58L55 92L56 93H58V94H56V95H58V96H60L62 99H63V101H65V102H63V103H66V104H60V102L58 103V101L56 100V99H58V100H62L61 98H57V96H55V101L58 103V105L60 104L61 106L59 107V109L58 108H56V107H58L57 105H55L54 104V102L55 101H52L51 103H49L48 101H49V99H47V98H45V97H49L50 95H49V93L51 94V95H55V94H52L53 92H54V90H50L48 93H46L45 92V95H41V97H40V99H42V98H44V101L45 102H42V106L40 107L42 110L41 111H38L37 109H39L40 110V108H37L38 106H35V104L34 103H31V104H34V105H31V104H29L30 106H32V107H30L29 108V106H27L28 107V109H25L26 107V105L24 104V105H22V106H24V108L23 107H21V106H19V108L21 107V108H23L22 110L20 109L19 111H17L16 113H15V115L17 116L16 118H18L19 116H21L22 114H25V112H27L28 110H34L35 111V113L37 114V112H41L42 114H40L39 115V118H38V114L36 115V114H34L33 115V113H30L29 114V116L31 117H35V118H33L32 120H31V122L32 121H34V123L35 122H39V123H36L35 125H37V124H41V123H43V124H41L43 127H39V126H41V125H37V129L36 128H34L35 127V125H32V123L30 124V123H28L29 122V120L28 119H26V120H28V122H26L25 120H21V118L20 119H17V121H19L20 120V122L21 121H23L22 123H20L21 125L23 124V125H25L26 124V128H28L27 130H30V128L32 127V131H28V132H26V129H24L25 128V126H24V128H22V126L21 127H19L18 125H20L19 123L18 124H15V123H17V121L14 119V121L15 122H12V123H14V124H12V125H17L18 126V128H22L23 130H20V129H18V128H16V127H11L10 128V130L11 129H18V132L21 134H25V132L26 133H29V132H32V134H34L35 136H32V137H30L29 136V134H25V135H23V136H26V135H28V137H23V136H21V135H19L18 133H16L17 135H16V137L17 136H19V137H21L20 139H17V141L18 140H20V142H18V148L19 147H21V145H22V148L24 149V146H26L25 144H26V141L29 143L30 141L31 142H39V141H41V140H47V138H45L46 136L44 135V137H41V134H45V133H47V132H44L43 133V131L44 130H47L48 131V127H50V126H46V124H48V125H51L52 126V128L51 129H49L50 131L52 130V129H54V128H56V127H58L57 129L59 130V131H57L58 133H60L59 135H62V134H64L65 132H66V129H68V130H71L70 129V127H66V129L64 128V125H66V124H64V123H66L67 121H69V122H67V126H74V124L73 123H71L70 122V120H68V119H73V117L74 116H77V115H80L83 111L82 110H84L85 112L87 111H91V112H96L97 114L99 113V115H101V117L103 116V118L105 119V120H112L111 122H110V124L111 125H113V123H114V128H112L113 126H111V132H113L114 134H116L114 131L117 129L116 128V126L118 127V129L117 130H121L122 132H120L121 134L123 133V136H125V137H128V139H130V140H133V138H135V139H137V140H141L142 142H141V144H140V151H141V153L140 152H138L139 153V156L141 155V156H144V157H141V158H145L144 160H141V159H137L136 161L137 162H139V161H141V163H142V165L140 164V163H136V165L137 166H134L132 169H131V172H129L128 174H127V176L125 177V179L124 180H122L121 181V183L118 185V187H117V190H119L118 188L120 187V190L119 191H117V196H118V198H125V199H123V201L124 200H126V202L128 201V199H127V197H125V196H122V195H125V194H123L124 193V190H126V189H124V187H126V188H128V189H131L132 191H134L132 194H135V192L138 190V189H136V188H133V187H135L134 186V184H135V182H136V186H138L139 187V185H137V184H139L140 182H141V179H143L141 176H145L146 175V177H147V173L145 174V175H142V174H139L138 172V169L139 170H141V168L144 166L145 167V172L147 171V168L146 167H150V170H152V169H154V168H152L151 169V167H156V165L155 166H153V165H151V164H149V163H151V161L149 162L148 160H149V158H148V156H149V153L152 151V152H154L155 150H153V149H157V148H154L153 146H159V148H162L160 151L158 150V153H160L161 155H164L165 153H163L162 154V150L163 149H165L166 150V148H164V147H161L160 145H167V143H165V144H163L165 141H163V140H166V142H168V140H170V139H172L173 137L172 136H174L175 138H174V140L173 141H171V144H169L168 143V145L167 146H169L168 148L170 149V150H168V152L167 153H169V152H171L170 154H171V157H173L174 156V154H175V158H170V155L169 154H166L167 155V158H168V156H169V159H168V161H170L169 163H170V165H172V166H174V167H171L170 165V170L169 169H167V168H165V167H167L168 166V164H166V162H168V161H166V162H164V168H165V170H169V171H167V172H169L168 174H167V172L166 171H161V172H159V174L157 175L158 177L157 178H159V177H162V178H159V179H157V178H155L156 180H154V182L153 181H151V182H147V183H142L143 184V186L144 187H146V186H148L147 188H149V187H152L153 188V186H159V185H161V186H163V188H165V189H168L169 191H171V187H173L174 188V186H170L171 185V183H169L170 182V178H173V179H178V178H175V177H178L179 176V179L178 180H176V181H179L181 178H184V177H186V176H188L187 178H189V179H187V180H189V181H192L191 183H189V181L187 182L186 180H185V182H183L182 180H181V182H183V183H189V184H192V185H194V184H196V183H198V181H200L201 179V181H200V183L202 184V182L204 183L205 181H207V182H205L204 184H202V186L203 185H205V187H202V188H208V187H206L207 186V183H212L214 180L216 181L215 183V185H221V184H219L218 183V181H220V177H217V176H222V175H225V176H222V177H224L223 179H224V185L222 184L221 186H223V189L222 188H220V186H219V188L220 189H222V190H220V191H222V193L223 194H219V196L218 197H214V196H217L216 194H214V195H212V196H209V195H206V196H208V197H210V198H213V199H215L216 198V200L215 201H213V203L214 202H216L217 201V203H214L213 205L214 206H216V204L218 205L219 203H218V199L217 198H220V195H223V196H221L222 198H220V199H225V202H224V206H223V204H220V206L219 207H221V206H223V208H221L223 211H221L220 210V212H222V213H220L219 212V215L217 216V219H219L220 220V222H219V220H217L218 221V225L219 226H217V227H220V229L222 228V230H220V229H217L216 228V225H214V224H217L216 222H215V220H213L212 221V223H213V225H214V227H210V229H213L214 231H212L214 234H216L215 233V231H217V230H220V231H223V232H220V231H218V233H220V234H222V233H224L223 235L225 236L226 235V233H227V237H230V238H228L227 239V237L225 238L223 235L221 236L222 238H224L222 241H223V243H219V242H221V240H219V241H214V240H218V237L216 238V239H214V240H208V241H212V242H214V243H216L215 245L214 244H212L211 245V250H213V248L215 249V251H218V250H226V252H230V251H232V249H237V240H235L234 238H236L238 235H236V237H235V235H233L234 233H236L237 231L236 230H238V232H241V231H243L244 230V232L245 231H247V233L245 234L246 236H249V234L251 235L250 236V238L249 239H251V237H253V238H255V239H252L253 240V242H252V240H249V241H251V245L249 244L248 245V247L249 248H252V247H255V248H252V249H254L255 251H257V249H258V251L259 252H257V253H260L261 252V249H259V248H264L263 246H262V244L263 243H261V242H264V238H262V237H264V234L261 232V231H263L264 232V230H262V229H260V228H262V227H259V226H261L260 225V220H262V219H264V218H262V215H260V214H263L264 213V203H262V201H264L263 199L264 198H260V196L261 197H264V196H262V195H264V190H259V188H257L258 187V184L259 185H261V184H263L264 183V167H262L263 165H264V152H262V151H264V89H263V91H262V93H260L261 91L260 90H262L261 88H263L264 87V0H235V1H233V0H206L207 2H205V0H197V1H199V3H202V5H198V3L197 2H195V1H192V0H189V1H191V2H193V3H189V1H188V3L189 4H192V7L191 8H189L190 6H189V4L186 2V0H180V1H177V2H184L183 4H180V3H176V0H168V2H166L167 0H157L158 2H156L155 0L153 1V0H144V2H142L141 0H136V1H133V0H118V1H116V0H114ZM123 1V2H122ZM126 1V2H125ZM138 1V2H137ZM149 2V1H151L150 3H152V1L154 2L153 3V5L155 4L156 6H154V7H156V9H158V8H160V7H162L163 5H165V6H163L162 8H160V9H158L159 11L157 12V10L156 9H154V7L153 8H150V9H154L156 12H153L154 10H152V11H149L150 12V14H148L147 13V11L148 10H150V9H146V8H148V6H146L145 5V3L146 2ZM160 1H162V2H160ZM221 1H224V2H221ZM237 1V2H236ZM131 2H133V4H131ZM135 2L136 3H138L137 5H135ZM167 3V4H162V3ZM172 2L174 3V4H172ZM194 2L196 3V4H194ZM234 2L235 3H238L239 2V4H240V7L241 8H239L238 9V4H236L237 5V8H235V5L233 6L232 4H234ZM241 2H243V3H241ZM142 3V5H140ZM176 3V4H175ZM187 3V4H186ZM204 3V4H203ZM218 3H220V4H218ZM245 3H246V5H245ZM248 3H252V4H248ZM118 4H119V2H118ZM147 5H149L150 7L152 6V4H149V3H146ZM160 4V5H159ZM168 4H172V7L173 8H175L174 10H172L173 8H170L171 6L170 5H168ZM182 5L183 6V9H182V11L180 10L181 8H182V6H179V7H177V6H175V5ZM193 4H194V6H193ZM217 4V5H216ZM228 4H230L231 6H228ZM259 4V5H258ZM138 6V8H140L141 6L144 8V10L142 9V11L143 12H146L147 13V20H149V15L151 16V14H152V12L154 13V15H153V17H154V19H152V16L150 17V21L153 23V24H150V22L149 21H147V20H145L146 19V14L145 15H143V14H141V15H143V17L141 16V15H139L140 16V18H145V19H143V21H142V19H139L138 18V15H137V20H138V22H137V20H136V18H134V17H132L131 15L132 14H136V13H140V11H141V9H138L139 10V12L138 11H135L136 9H133V8H135V6L132 8V6ZM140 5V6H139ZM146 7H145V6ZM219 5H221V6H219ZM121 6H122V8H121ZM126 6H130L129 8L128 7H126ZM195 6H197V7H195ZM200 6H202V8L200 7ZM257 6V7H256ZM120 7V8H119ZM214 7V8H213ZM223 7V8H222ZM231 7H233V9L231 8ZM170 8V10H168ZM179 8V9H178ZM186 8H188V9H186ZM198 8L200 9V10H198ZM212 8V9H211ZM215 8H218V9H221V10H223V9H226V8H229V9H231V11L232 10H240V13H237L236 11H234L235 12V14H233L231 11L229 12L228 11V9H227V11L226 10H223V12L225 11V12H229L228 14H230V16H228L227 14H225V16H223V13L221 14V15H219V14H216V13H218V10H217V12L215 11L216 9ZM121 9H124L125 11H126V13H125V11L124 10H121ZM133 9V10H132ZM162 9H164V10H162ZM165 9H167V10H165ZM195 9V10H194ZM209 9H211V10H209ZM259 9V10H258ZM118 10H120V12L118 11ZM128 10H132V11H128ZM161 10V11H160ZM185 10H188V13H191V14H188V17H186V15L185 14H187L186 13V11ZM195 11V13H194V15L192 14V12H189V11ZM206 12H205V11ZM207 10H209L210 12H208ZM212 10L214 11V12H216V13H214V15H217L216 17L214 16V15H212L213 16V18H211L212 16H209L208 18H205V16H208V15H210V14H212ZM237 10V11H238ZM259 11V12H257V13H255V11ZM116 11H118V12H116ZM164 11L167 13H164ZM176 11L178 14H176V13H174V12ZM183 11H185V13L183 12ZM198 11H201V12H204V13H201V12H199L198 13ZM263 13H262V12ZM113 12H116V13H113ZM122 12H124L126 15L124 16V13H122ZM131 12H133V13H131ZM219 12H221V11H219ZM120 13L122 14V16H124V17H121V15H120ZM142 13V12H141ZM171 13V14H170ZM180 13H184V15L182 16V18L183 17H185V18H183V19H179L178 17H180V15H182V14H180ZM206 13H208V14H206ZM239 14L238 15V17H236L237 16V14ZM114 14H116V15H114ZM156 15V16H155ZM168 15H171L170 17H172L171 19L172 20H170V19H168V18H170V17H168ZM174 15V16H173ZM176 15V16H175ZM179 15V16H178ZM190 15H193L194 16V18H192V16H191V18H190V21H189V19H187V18H189L190 17ZM232 15H236L235 17L234 16H232ZM252 15V16H251ZM258 15V16H257ZM130 16V17H129ZM134 16V15H133ZM198 16V17H197ZM219 16H221V17H219ZM226 16H228L229 17V19H232L233 20V17H234V19H237V18H240V22H236V21H233V23L234 22H236V23H234L235 25L236 24H239L240 23V25L241 26H239V25H237V26H239L240 27V29H238L237 28V26H235L236 28H234L233 27V23L231 24L232 25V28L231 29H236V32L235 31H232L231 33H229V28H227V27H223V28H225V29H223V28H221L222 26H221V24L223 25V24H225V22H222V20H226L227 21V17ZM127 17V18H126ZM128 17H129V19H130V21H128L129 19H128ZM175 17H177L176 19H175ZM218 17H219V19L221 18L222 20H219V22L221 21L222 23H219L220 25H218V23H214V22H217L216 20L218 19ZM222 17H224V18H222ZM243 17V18H242ZM121 18V19H120ZM132 18H133V23L131 22L132 21ZM181 18V17H180ZM252 18V19H251ZM115 19H120V20H124V21H118L117 22V20H116V22H114V23H117L116 24V26L117 27H120V28H117L116 26H115V24L112 22V21H114ZM185 19V20H184ZM187 19V20H186ZM191 19L194 21V22H197V23H195V24H193V23H191L190 24V22H192L191 21ZM198 19V21H196ZM205 19H210L211 21H208L207 22V24L208 23H210V24H206L205 26H207V27H211V28H208V29H213V30H215L216 28L218 29V30H216L215 32L213 31V30H208L205 26H203L204 24H205V22L207 21H204ZM213 19V20H212ZM262 19V20H261ZM136 20V21H135ZM141 20V21H140ZM153 20V21H152ZM161 20H163V21H161ZM167 20H170V21H175V20H178L177 22H170L169 23V21H167ZM180 20H182L183 21V24L181 23V21ZM215 20V21H214ZM127 21V22H126ZM238 21H239V19H238ZM243 21V22H242ZM142 23V25H138L139 23ZM148 22V23H147ZM185 22H187V24H189V28H186L185 27ZM118 23H121V24H118ZM128 23V24H127ZM131 23V24H130ZM135 23H137V24H135ZM147 25H146V24ZM212 23V24H211ZM228 23H230V20H228L227 22H226V25L228 24ZM126 24V28L124 27H122V25H125ZM170 24V25H169ZM119 25H121V26H119ZM131 26V27H133V26H135L134 27V29L133 28H130V27H127V26ZM150 25V26H149ZM160 25H162V26H164V27H162V26H160ZM178 25V26H177ZM181 25H184V26H181ZM212 25H214V26H212ZM219 27H218V26ZM136 26H138V27H141V26H144V27H147V29L146 28H144V27H142L141 29H144V30H141L140 28V30L139 31H137L138 29H136L137 27ZM149 26V27H148ZM160 26V27H159ZM168 26H175V28H172L171 30H169L170 28L168 27ZM183 27V29H179L180 27ZM188 26V25H187ZM229 27H231L230 25H228ZM186 29H185V28ZM191 27H192V29H193V31L192 30H190L191 29ZM201 27H203V28H201ZM213 27H215V29L213 28ZM252 27V28H251ZM122 28L124 29V30H122ZM128 28V29H127ZM160 29L161 28V30L164 28L165 30H162V33H165V36L162 34V33H160V34H162V35H160V34H156L155 32H157L158 33V31L156 30V29ZM167 28V29H166ZM219 28H221L220 30H221V32H222V34H229V35H227L228 37L229 36H231L232 35V33L233 34H235V36H237V32H239L238 30H240V32H242V36L244 37H241L240 35H238L239 37H238V39H241V41H239L240 42V44H238L239 42H237V38L235 37V36H233V38L232 37H229V38H232V39H230L229 41H231V40H233L232 42L233 43H231V42H227L228 40H226L224 43H222V44H219L220 46L221 45H223L222 47H219L218 45H214V43H216V42H222L224 39H220V38H218V37H220L221 36V38H225V36H222V34H219V33H217L218 31H220L219 30ZM120 29V30H119ZM125 29H126V31H125ZM132 29V30H131ZM146 29V30H145ZM174 29V31H176V32H174L173 31V33H175L174 35H167V34H169L170 32H168V31H172ZM185 29V30H184ZM223 29V30H222ZM230 29V30H231ZM243 29V30H242ZM122 30V31H121ZM129 30H131V32H133V33H135L137 36H135L134 34L132 35V34H130V33H127ZM135 30L137 31V32H135ZM205 31V32H203V31ZM208 30V31H207ZM225 30L226 31H228V33H226L225 32ZM244 30H246V32L244 31ZM260 30V31H259ZM114 31V32H113ZM143 31V32H142ZM190 32V31H192V32H195V33H197V32H199V33H197V34H191L192 32H190V34H191V36L189 37V34H186V33H188V32ZM212 31V32H211ZM248 31H250V32H248ZM254 31V32H253ZM161 32V31H160ZM177 32L179 33V32H184L183 33V35H188L187 37H185V36H181V33H179V34H177ZM207 32H210L209 33V36H207V37H215V38H218V40H216L215 42H214V40L213 39H215V38H210L209 39V41H207V39L208 38H205L206 36L204 35L205 33H207ZM214 32V33H213ZM121 33H124L125 34V36H123L124 34H121ZM153 35H152V34ZM172 33V32H171ZM170 33V34H171ZM203 33V35L205 36V37H203V35H202V38L205 40L204 42H201V41H203L202 39H198V37L197 36H201V34ZM213 33V34H212ZM247 33H248V35H247ZM238 34H240V33H238ZM112 35H114V36H112ZM132 35V36H131ZM194 35H196L195 37H194ZM216 35H220V36H218V37H216ZM121 36V37H120ZM148 37L147 39H145L146 37ZM169 36H171V37H169ZM179 36V39H181V40H183L184 39V41L182 42L181 40H179L177 37ZM161 37V38H160ZM167 37H169V38H172V39H174V37H176L177 39H175V40H172V39H170L171 41H169L168 39L169 38H167ZM192 37H194L193 39L194 40H196L197 41V39L198 40H200V42L201 43H197V42H199V41H194L193 42V39H191ZM241 37V38H240ZM250 37H252L253 38V41L251 40L252 38H250ZM128 38H132V40L131 39H129L128 40ZM134 38V39H133ZM162 38H165V39H163L162 40ZM185 38H186V41L187 40H189V39H191V40H189V42H190V44H188V42L186 43V41H185ZM201 38V37H200ZM236 38V39H235ZM249 38V39H248ZM127 39V40H126ZM144 39V40H143ZM212 39V40H211ZM226 39H227V37H226ZM164 40H168L167 41V44H168V46H170L171 44V46L168 48H165V49H167V50H165V52H166V54L163 52V50H164V47L165 46H167V44L166 45H164ZM220 40H222V41H220ZM248 40H249V42H251V43H249L248 42ZM139 41H144V42H139ZM174 41H177V42H174ZM180 41V42H179ZM246 41V42H245ZM255 41V42H254ZM125 42L127 43V45L125 44ZM137 42H139V44H135V43H137ZM158 42V43H157ZM160 42H162V47L161 48H159L160 46H158V45H160L161 43ZM171 42H173V43H171ZM185 42V46L184 47H186V48H188V50L186 49H182V46H183V44L182 43H184ZM207 42V43H206ZM209 42H213V43H209ZM241 42H243V43H241ZM175 43H176V45H175ZM179 43V44H178ZM196 43L197 44H200V45H203V46H201L200 47V45H196ZM202 43H206V44H202ZM227 43H230L231 45L232 44H234L233 45V47H235V45H237V46H240L241 44H243V45H245V47H242L241 46V48H240V50L238 49V47L236 46L235 48H233V47H231V49L230 50H228L229 49V47L228 46H230V44L228 45V46H225V45H227ZM245 43V44H244ZM248 43V44H247ZM120 44V43H119ZM141 44H145L144 46L143 45H141ZM195 45V47H193V46H191V49H194L193 51H194V53H192V51H189V50H191L189 47H190V45ZM208 44L209 45H211L210 47H208ZM246 44L247 45H249V46H246ZM250 44H252V45H250ZM114 45V47H112ZM134 45H136V47H134ZM147 45V46H146ZM150 45V46H149ZM179 45V46H178ZM182 45V46H181ZM126 46V47H125ZM131 46H133L134 48H132ZM154 46V47H153ZM155 46H157V47H155ZM188 46V47H187ZM213 46H215V47H218V48H215V49H213V50H211L212 49V47ZM124 47V48H123ZM142 48L141 50L140 49H138V52L136 53V48ZM146 49V48H151V47H153L154 49H155V53H157V55L155 54V53H153L154 51L152 50V48L151 49H147V50H145L144 48ZM175 47H176V49H175ZM177 47H179V48H181V50L183 51H180V49L179 48H177ZM183 47V48H184ZM198 47H200V48H198ZM205 47H207V48H205ZM226 47H228V48H226ZM127 48H130L129 50H127ZM159 48V49H158ZM172 48H174V49H172ZM196 48H198V49H200V51H202L203 50V53L202 52H200L199 50H197ZM201 48H205V49H201ZM214 48V47H213ZM219 48H220V50H219ZM232 48L234 49V51L232 50ZM131 49H135V53L137 54V56L139 57L138 59H137V61H135L134 60V58H137V56L136 57H131V56H134V55H136L135 53H133V55H132V52H133V50L131 51ZM168 49H170V50H168ZM178 49H179V52H177L178 51ZM211 51H210V50ZM220 52V51H222L223 53H226L227 55H224L222 52H220L221 54H218L217 53V55L216 56H214V55H212L213 53L214 54H216L215 52H217V50ZM239 50V51H243V53H242V55H240L241 56V58L239 57V55H237V53H241V52H239V51H237V52H235L236 50ZM243 49V50H242ZM250 49V50H249ZM123 50H125L124 52H122ZM158 50V51H157ZM173 50H176V52H174L175 54H177L176 56H180L182 53L184 54V56L183 55H181L180 57H185V58H188V57H190L191 56V54L190 53H192V56L194 55V54H196L197 55V53L198 52H200V53H202V55H200L199 57H205L206 56V58H208V59H206L207 60V63H205L206 64V66L205 67H202L203 69H206V68H208V70L207 71H209V72H215V73H211V74H209L208 72H206V70H203V71H205L206 73H204V72H202L200 69H198V70H195V69H197V68H200L202 65L204 66V64H197V63H200V62H197L196 64H195V61H196V59H198V57H196V55H194V57H196V59L193 57V59H195V60H192V63L190 64V65H192V64H195V65H193V67H196L195 69L192 67V66H190V65H188V64H184L185 63V61H186V59H184V61H181L180 62V60L181 59H183V58H177L176 60L175 59H173V60H171L170 58H171V55H173L174 53H172L173 52ZM120 51V52H119ZM127 51V52H126ZM141 51V52H140ZM168 51H172V52H168ZM184 51H189L190 53H187V52H184ZM195 51H197L196 53H195ZM210 51V52H209ZM213 51H215V52H213ZM126 52V53H125ZM182 52V53H181ZM213 52V53H212ZM230 52L234 55V56H238L239 58H240V60H239V58L238 57H234L233 55H229L230 54ZM126 55H125V54ZM131 53V54H130ZM142 54V53H144L145 55L143 56V57H145V58H143L142 57V55L140 56L139 54ZM159 53V54H158ZM163 54L164 53V57H163V60H164V63L163 64H161V63H159V66H156L155 67V65H157V64H153V63H151L154 59H155V57L153 56V54H155V56H157V57H162L160 54ZM168 53H169V55H168ZM178 53H179V55H178ZM199 53V54H200ZM210 53H212L211 55H209ZM114 54V53H113ZM120 54H122V55H120ZM128 54V55H127ZM147 54H151V55H147ZM174 54V55H175ZM169 56V57H167V56ZM190 55V56H189ZM211 56V57H215V58H213V60L214 59H216V61H217V63H215V61L213 62V60H212V62H213V65L215 66V68H213V66H211L212 65V63L210 62V58H209V56ZM220 55L221 56H223V57H221L220 58ZM176 56H174V58L176 57ZM186 56H188V57H186ZM191 56V57H192ZM208 56V57H207ZM127 57H129V58H127ZM147 57H149L148 59L149 60H152L153 58V60L152 61H149L148 60V62L147 61H144V59H146L147 60ZM151 57V58H150ZM190 57V58H191ZM233 58V60L235 59H238L240 62H238V60H237V63L238 64H240L241 66L239 67V69H241L240 70V72H242V76L243 77H246V78H244V79H238L239 81L238 82H240V81H242L241 83H248V84H246L245 85V87H246V89L244 88V84H239L238 86L239 87H237L236 86V83H231V85H235V89L234 88H232V89H234V90H232L231 91V88L229 87L230 85L228 84V82L226 83V82H224V83H226L227 85H229V86H227V85H221V84H219V83H221V82H223V81H226V80H228V79H226V77H228V76H230L231 74H229V72H231V71H228V73H227V68L228 67H231V68H229V69H234V67L233 66H235V64L233 63V64H230V63H232V62H235V61H233L232 60V58ZM108 58H109V60H108ZM117 58V59H116ZM165 58H167V59H165ZM173 58V57H172ZM190 58H188L189 60L188 61H186L187 63H190L191 62V60H190ZM217 58H219V59H217ZM229 58H231V60H229ZM68 59H70V60H68ZM80 59V60H79ZM108 60V63H109V65H106L105 66V68H104V70H103V66H101V65H105V63H102V62H104V60ZM120 59V60H119ZM121 59H123L124 61H128L129 59H130V61H128V62H124L123 64H125V63H127L126 64V66L125 65H123V64H119L118 62H120L121 63ZM140 59V60H139ZM143 59V60H142ZM161 58H158V59H155V60H157V63L158 62H162V61H159ZM168 59H170L169 61H168ZM202 59V61H205L203 58H201ZM212 59V58H211ZM84 60H87V61H84ZM102 60V61H101ZM165 60H166V62H168V63H166L165 62ZM174 60H175V62H174ZM227 60H229V61H227ZM70 61V62H69ZM78 61H84L83 62V66H82V63H79V64H77L78 63ZM114 61V63H116V64H119V65H116V64H114V66L113 65H111L112 63L111 62H113ZM144 61V62H143ZM172 61V62H171ZM243 63H242V62ZM85 62H87L86 63V65H85ZM107 62V61H106ZM136 62H139L138 64H136ZM154 62V61H153ZM174 62V63H173ZM206 62V61H205ZM219 62V63H218ZM229 62V63H228ZM101 65H100V64ZM146 63V64H145ZM175 63H180V64H175ZM181 63H183V64H181ZM202 63V62H201ZM224 63H226V66H224L225 64ZM128 64H131V65H128ZM221 64V66H219ZM243 64V65H242ZM64 65V66H65ZM85 65V66H84ZM116 65V66H115ZM133 65H136L137 67H133ZM164 66V65H166V66H169L168 68L169 69H167V67L166 66H164L165 68H163L162 66ZM184 66L185 68H186V70H188V67L190 66V68L189 69H191V68H193V69H191V71L192 72H198V74L199 73H201L202 75H199V76H201V78L203 77H205V75H207L208 76V74L209 75H212V78H211V76H208L209 78H210V80H212V79H214V77H215V79L214 80H212L211 82H215V83H213V84H218V86H220L221 85V88L219 87V90H221L222 88H223V86H225L222 90L224 91V93H226V92H233V91H235L234 92V94L236 93V94H239V95H234V94H230V95H233V96H238V97H235V99L237 98L238 100H240V99H242V97L241 96H243V94H241V93H244V94H246L244 91H246L247 93H248V88H249V91H251V89H252V91L251 92H256L255 94H254V96H257V95H260L261 97H263V98H261V97H254V99H250L251 101L249 102V103H247L246 101H245V99L246 98H244V99H242L243 100V102L245 101V103H243L242 101V103L241 104H239V102H238V104L239 105H241V106H239V107H237L236 105H233V106H235V107H237L235 110H233V109H230V108H232L233 106L232 105H223L224 103H226V104H229L228 102H226V98L227 99H229L228 97H230V96H228V97H225V96H227L229 93H227V95L226 94H222L223 96H222V99H219L218 97H220V96H218L219 94L218 93H216V94H218V95H215L214 93L216 92V91H214V93H211V92H213L212 90H215V89H211V88H209L207 91H209V90H211V92L209 91V93L211 94V95H213L214 94V96H216L215 98L213 97H211L208 93L206 94V92L207 91H205V90H203L204 92V94L202 93V91L201 92H198L197 90H200V89H202V88H204V86L205 87H207L206 85H208V83L210 84L211 82L210 81H208V79H206V80H204L205 81V85H201V84H199V83H201V82H199V81H196L197 80V73H194V74H191L190 73V71L188 72L189 74H191V75H188V79H190V76H191V79H192V81H196V82H198L197 83V85H196V83L194 82H192L191 84H192V86L191 87H195V88H193V89H196L197 87H199L198 85H200V89H198L197 88V90H193L192 88H191V90L193 91V93H189L188 94V92L187 91H184V90H181V89H179L180 88V86L183 88V84H181V83H184V81H183V79L185 80V78H183L184 76H180V75H185L184 73L183 74H180L181 72H182V70L183 69H185L184 67H181V66ZM186 65V66H185ZM188 65V66H187ZM199 65H201L200 67H199ZM209 65V66H208ZM231 65H233V66H231ZM75 66H81V67H75ZM108 66V67H107ZM109 66H113V69L114 70H109V69H112V68H109ZM121 66H122V69L123 70H119V69H116V68H119L120 67V69H121ZM125 66V67H124ZM139 66H141V67H139ZM161 66V67H160ZM180 68H183L182 70H181V68L179 69V71L180 72H177L178 73V75H175V74H173L174 72L176 73V71H178V70H176L175 68H177L178 69V67ZM228 66V67H227ZM245 66V67H244ZM84 67H86L85 69H87L86 71L88 72V73H91V70H94L93 72H100L97 76H95L93 79H90L91 80V83H89L90 81H87V78H88V80H89V78L91 77L92 78V75L94 74H91V76H88L89 74L88 73H86L84 70H82V69H77V68H84ZM87 67H91L90 69L89 68H87ZM94 67V68H93ZM130 67V69H129V71L128 70H126L127 68H129ZM140 68V69H138V70H136L135 68ZM171 67V68H170ZM225 67H227V68H225ZM236 67H238V66H236ZM242 67V68H241ZM72 68H75V69H72ZM222 68H225V69H222ZM248 68V69H247ZM77 69V70H76ZM131 69H133V70H135V74H136V76L134 77V75H130L129 77H134V78H129L128 76L127 77H125L127 74H129V73H131V72H133L134 73V71L133 70H131ZM142 69V72L140 71ZM145 69V70H144ZM164 70L163 72H165V74L164 73H162V71L161 70ZM171 69H173L174 71H172ZM213 69H214V71H213ZM235 69H237V68H235ZM239 69H237V72L239 71ZM245 69H247V70H245ZM90 72H89V71ZM96 70H98V71H96ZM120 71V72H117V71ZM125 70V71H124ZM168 71V72H166V71ZM186 70H183V72L184 71H186ZM193 70H195V71H193ZM224 70V71H223ZM79 71L81 72V73H79ZM82 71L84 72V73H82ZM106 72V71H108V73L106 74V73H104V72ZM109 71H111V72H109ZM121 71H123V72H121ZM131 71V72H130ZM149 71H151V72H149ZM234 71V70H233ZM247 71H249V72H247ZM114 72H115V74H114ZM117 72V73H116ZM125 72H127L126 74H125ZM140 72V74L141 73H143L142 75H140V74H138ZM153 72V73H152ZM173 72V73H172ZM236 72V71H235ZM236 72V73H237ZM80 74V76L82 75H85V76H83V77H79V78H77L76 76H78L77 74ZM104 73V74H103ZM121 73H123V74H121ZM152 74L151 76H147V75H150V74ZM232 74H234V72H231ZM88 74V75H87ZM104 75V76H101V75ZM111 74H114V75H117L119 78H118V80H116L117 78H116V76L115 77H112L113 79L115 78V80H113V81H111L110 80V83H113L114 82V84H112V85H110V83H108L107 82V76L106 75H110L109 77H111V76H113V75H111ZM145 74H147V75H145ZM156 74V75H155ZM171 74H173L170 78L169 77H167V76H170ZM214 74V75H213ZM227 74H229L228 76H226ZM237 74H239V73H237ZM245 74V75H244ZM247 74H249V75H247ZM87 75V76H86ZM120 75H122V77H120ZM154 75V78L153 79H150V78H152V76ZM163 75H165V76H163ZM187 75V74H186ZM192 75H195V78H194V80H193V77L194 76H192ZM217 75V76H216ZM220 75H222V77H220V78H222L221 80H218V78H216V77H219ZM247 75V76H246ZM143 76H147V78L146 79H144L145 77H143ZM177 76H179V77H181V78H179V77H177ZM224 76H226V77H224ZM238 76H240L241 77V75H238ZM237 76V77H238ZM63 77V78H62ZM87 77V78H86ZM96 77H101L100 78V80H99V78L97 79ZM139 77V78H138ZM141 77V78H140ZM150 77V78H149ZM165 77H167V78H165ZM236 76H233V78H235ZM243 77H241V78H243ZM84 78H86L85 80L86 81H84L83 79ZM96 78V79H95ZM112 78H109V79H112ZM138 79L139 81H137V80H134L135 82H133V79ZM142 78H143V80L145 81L146 80V82H144L143 80H142ZM162 78H163V80H162ZM172 78V79H171ZM174 78H176V79H174ZM198 78H200V77H198ZM228 78H230V77H228ZM232 78V77H231ZM69 79H71V78H68V79H66L65 81V83H64V81H62V83L61 84H64V85H66L68 82H71L72 81V79L71 80H69ZM81 79V80H80ZM97 80V82L96 83H98V85L96 84V83H94V81L95 80ZM122 81V82H125V83H123V84H125V86H121L120 84H122V82L120 81V80ZM130 80V79H132V80H130V81H128V80ZM148 79H150V80H148ZM159 79V80H158ZM165 79H168L167 80V82H163V81H166ZM170 79H171V81L172 82H174V84H176L175 82L177 81L178 83L177 84H179L180 86H178V85H176V86H178V87H176L175 85H173L172 86V82H170V83H172V84H166V83H168V81H170ZM174 79V80H173ZM179 79H182V82H181V80H179ZM226 79V80H225ZM236 78H235V80H237ZM246 79H250L249 81L248 80H246ZM69 80V81H68ZM82 81V82H86V83H88V84H93L92 86H89V85H87L86 83V87L85 88H87V90H85L84 92H82L84 89H82V88H84V83H82V82H78V81ZM99 80V81H98ZM147 80L148 81H150V83H148V84H146V85H148V87L147 86H145V85H143V84H145V83H147ZM217 80V81H216ZM230 81L231 80H234V79H229ZM132 81V82H131ZM152 81V82H151ZM162 84V85H164V87H163V91L164 92H162V88H160V84H159V82ZM189 80H187L186 82H188ZM202 81H203V79H202ZM219 81V83H217ZM221 81V82H220ZM244 81V82H243ZM106 82V83H105ZM128 82H130V83H132V84H130V83H128ZM144 82V83H143ZM155 82H158V83H155ZM191 82V81H190ZM190 82H188V83H184L185 84V86H188V88H189V83ZM236 82V81H235ZM83 84V85H81V87H80V84ZM118 83V84H117ZM155 85H153V84ZM164 83V84H163ZM108 85V87L106 86V87H103L104 85ZM117 84V85H116ZM130 84V85H129ZM140 84L141 85H143V86H140ZM156 84H159L160 86H158V85H156ZM195 84V85H194ZM203 84V83H202ZM213 84H210V85H213ZM250 84H252V85H250ZM110 85V86H109ZM126 85H128V88L126 87ZM210 85H208L209 87H214V86H210ZM242 85V86H241ZM248 85V86H247ZM254 85V86H253ZM88 86L89 87H94V89H91V88H88ZM114 86H115V88L118 90L119 88H121L120 89V91H117L118 93L117 94H113V93H116V91H115V89H113L114 88ZM116 86H118V87H116ZM129 86H130V88H129ZM145 86V87H144ZM170 86V91L173 93V94H170V91H169V89H168V87ZM175 86V87H174ZM216 86V85H215ZM126 88V89H124V88ZM133 87V88H132ZM144 87V88H143ZM149 87H151V88H149ZM154 87V88H153ZM231 87H233V86H231ZM240 87H242V89H245V90H242L241 91V93H240V90H241V88ZM251 87V88H250ZM256 87V88H255ZM71 88V87H70ZM72 88H75V87H72ZM95 88H96V90H95ZM106 88H108V89H106ZM109 88H111V89H109ZM153 88V89H152ZM160 88V90H156V91H158L160 94H159V97L157 98V99H155L158 95H154L152 92H154V89H159ZM174 88H177V89H179V91L180 92H182V91H184V93L183 94H185V92H187L186 94L187 95H189V96H191L190 94H194V92L195 93H197L198 92V94H197V96L200 98V99H202L201 101L200 100H194V99H192V97H193V95L191 96V101H196V104L195 103H192V104H190L189 105V103H187V100H190V98L189 97H186V95H184L185 97H183L184 99H186V98H188L187 100H184V99H182V97L180 98V99H178V103H180V101H185L184 103H187V104H185V105H187V106H192L193 104H194V109H196V110H200V112L199 111H195L194 109V111H192V112H190L189 111V114H191V116H192V118H188L190 115H188V117L187 116H185V115H187L188 113H186L187 111H185L186 109H184V108H186V106L185 107H183L184 106V104H182V105H179V104H177V106H175V110H178V108H179V110H178V112H176V114H180V112L179 111H181V109L184 111V114H181V115H179L180 117H183V118H177V117H179V116H176V115H174L175 114V111L172 109V108H168V107H166V106H169L168 104H170V102H168V101H172L171 99H173V98H175V99H177L176 97H174V96H176V95H174L175 93H177L178 92V90H176V89H174ZM185 88H187V87H185ZM187 88V90H190V88L188 89ZM208 88V87H207ZM216 88H217V86H216ZM225 88H230V90L228 89L226 92H225ZM259 89L258 91H256V90H253V89ZM79 89H81V91L79 90ZM97 89H100V90H98L97 91ZM128 89H130V90H128ZM147 89V90H146ZM152 90V91H150L149 92V90ZM172 89H174V91L172 90ZM240 89V90H239ZM107 90H109V91H111V90H113L114 92H109V93H112L111 95H113V96H116V98L115 97H108V96H110V94L108 93V91ZM125 90H127V91H125ZM133 90H134V94H138L137 96L135 95V98L133 97L134 95L132 94V92H133ZM142 90H144V91H142ZM167 90L169 91L168 92V94H170V95H168L167 94ZM216 90H218V88L216 89ZM6 91V90H5ZM5 91H4V95H7V94H9L8 92H7V94H5ZM52 91V92H51ZM94 91H97V93H101V94H97L96 96H94ZM132 91V92H131ZM161 91V92H160ZM192 91H189V92H192ZM197 91V92H196ZM237 91V92H236ZM74 92V93H73ZM81 92V93H80ZM119 92H123L122 94L124 95H122L121 93H119ZM126 92V93H125ZM131 92V93H130ZM135 92H137V93H135ZM144 92H147V93H144ZM220 92V91H219ZM259 92V93H258ZM79 93V94H78ZM83 93V95H80V94H82ZM86 93V94H85ZM106 93H108V94H106ZM139 93H141V95L139 94ZM144 93V94H143ZM155 93H157V92H155ZM167 94V95H165V96H167V97H169V98H167V99H169L168 101H166L167 99H165L166 97H164V98H162V99H160L161 98V96H163L164 94ZM179 93V92H178ZM222 92H220V94H221ZM13 94H15V93H13ZM18 94V93H17ZM46 94H48L49 96H46ZM72 94H75V95H72ZM77 94V95H76ZM96 94V93H95ZM128 94H130L129 95V97L130 98H128V96H126V95H128ZM200 94V95H199ZM98 95H100L98 98H100V99H98L97 98V96ZM104 95V96H103ZM119 95V96H118ZM143 95H145V96H143ZM150 95H151V97H150ZM174 95V96H173ZM204 95H206V96H204ZM241 95V96H240ZM250 95H252V93L251 94H249L248 95V97H250ZM263 95V96H262ZM53 96H51V97H53ZM72 96H75V97H72ZM77 96H79V98L77 97ZM84 96V97H83ZM94 96V97H93ZM132 96V97H131ZM141 96V97H140ZM154 97V100L153 99H149V98H153ZM178 96H180V94H178ZM182 96V95H181ZM196 95L194 96V97H196L195 99H197L198 97H197ZM202 96H203V98H202ZM208 96H210L211 97V99L210 98H208ZM6 97L7 96H4V98L6 99ZM65 97H66V95H65ZM93 97V98H92ZM120 97H122V99H121V101H120ZM125 97V98H124ZM126 97H127V102H125V101H123L124 99H126ZM138 97H140V98H138ZM171 97H173V98H171ZM193 97V98H194ZM207 97V98H206ZM223 97H225V98H223ZM241 97V98H240ZM244 97H246V96H244ZM71 98H74L76 101H78V102H76V101H74V100H71V101H73V102H70V103H67V102H69L70 100L69 99H71ZM81 98H82V104L81 103H79V102H81L80 100H81ZM108 98H113L112 99V102L111 103H109L110 101H109V99ZM119 98V99H118ZM132 98H133V100H132ZM144 98V99H143ZM145 98L146 99H148V101L149 102H146V100H145ZM205 98V99H204ZM221 98V97H220ZM256 98H259L257 101H256ZM83 99H87V100H85V101H87V102H85V103H83L84 102V100ZM93 99H95V100H98V101H100V102H98V101H95V100H93ZM114 99H116V100H114ZM117 99H118V102L117 103H121L120 105H116L115 104V102L114 101H117ZM130 99V100H129ZM161 100L160 102H162V100H164L163 101V103L165 102V106L163 105V103H162V105H158V104H155L156 106H158L157 108H159V109H156V110H158V112L163 116V114H168V113H170V114H168L169 116H171V117H169L168 119L169 120H167V122H166V124H164V123H162V122H165V121H162V122H160V123H157V125L156 126H159V127H156V128H151L150 126H153L154 125V127H155V119H158V117H159V119H160V115H158L157 116V118H154V117H156V114H159L157 111H155V109H153L152 111H154V112H150L151 110L150 109H152L153 107H154V103H152V102H154L155 101V103H158L159 101L158 100ZM209 99H210V101H209ZM261 99H263L261 102H263V103H260V100ZM47 100V101H46ZM50 100H53V98H51ZM89 100H91V101H89ZM106 100V101H105ZM128 100H129V102H128ZM136 100V101H135ZM142 100H144V101H142ZM152 100V101H151ZM157 100V101H156ZM174 100V99H173ZM204 100V101H203ZM209 101V102H206V101ZM211 100H217L218 102H216V101H214L215 103H216V105H218L217 107H215L216 105H214V106H212L211 105V107H210V104H212L213 103V101H211ZM237 100V101H238ZM120 101V102H119ZM131 101H133V102H137L136 103V105L137 106H140L139 108L137 107V106H134L133 108L132 107H129V108H127L128 110H131V112H133L134 110V114L133 115H131V113H127L126 112V108H121V107H123L124 105L125 106H127V104H129ZM140 101V102H139ZM177 102V100H174V102ZM198 101V102H197ZM219 101H221V102H219ZM223 101V102H222ZM237 101L236 100H234L233 99V97H230V102H232V103H235V104H237ZM46 102H47V104H46ZM93 102H96L95 104L93 103ZM105 102H107V103H104ZM127 103V104H125V103ZM173 101H172V103H174ZM176 102H175V104H172V105H176ZM200 102V103H199ZM205 103V105L204 104H202V103ZM212 102V103H211ZM45 103V104H44ZM73 103V104H72ZM77 104V105H75V104ZM81 104V105H79V104ZM86 103H89V104H86ZM92 103V104H91ZM110 104V105H112L111 107H108V106H110V105H107V104ZM113 103V104H112ZM143 103V104H142ZM197 103H198V105H197ZM210 103V104H209ZM221 103V104H220ZM250 103H252V105H253V107H252V105L250 104ZM259 104V105H255V104ZM5 104V103H4ZM36 104H38V105H40V103H36ZM50 104V106H48ZM70 104H72V105H70ZM85 104V106H83ZM98 104H100V105H98ZM114 104L116 105V106H114ZM145 104V106L148 104V105H151L152 104V108H150V106H146V107H148V108H150L149 110L146 108V107H144V106H142V105H144ZM201 104V105H200ZM209 104V105H208ZM214 104V103H213ZM247 105V107H245L246 105ZM249 104V105H248ZM46 105V106H45ZM63 105V106H62ZM71 106V108H75L76 110H74L73 111V113L72 114H70L71 113V108L70 107H68V106ZM93 108H91L90 110H88L89 108H90V106ZM103 105H105L106 107H104ZM122 105V106H121ZM133 105H135L134 103H132V104H130V106H133ZM206 105H208V106H206ZM7 106V105H6ZM53 106H55V107H53ZM68 107L69 109H67L66 107ZM79 106V107H78ZM82 106V107H81ZM86 106H88V107H86ZM101 107V108H99V107ZM103 106V107H102ZM142 106V107H141ZM159 106H162V109H161V107H159ZM199 106V107H198ZM219 106H221V107H219ZM228 106H232V107H228ZM255 106V107H254ZM46 107V108H45ZM81 107V108H80ZM83 107H86V108H83ZM94 107H96V108H94ZM114 107V109H112ZM119 107V108H118ZM144 107V108H143ZM166 107V108H165ZM171 107V106H170ZM178 107V108H177ZM180 107H182L181 109H180ZM189 107H187V108H189ZM195 107H198V108H195ZM201 107H204V109L203 108H201ZM224 107H227V108H224ZM235 107H233V108H235ZM242 107H245V108H247V109H242ZM260 107H262V108H260ZM37 108V109H36ZM47 108H53V111L51 110V109H47ZM79 110H78V109ZM98 108V109H97ZM104 108L106 109V110H104ZM108 108V109H107ZM115 108H116V110H118V112L119 111H121V112H119V113H117L116 111H114L115 110ZM121 108V109H120ZM132 108V109H131ZM137 108V109H136ZM168 108V110H166ZM206 108V109H205ZM212 108V109H211ZM214 108H216V110L217 111H219L218 113L216 112V110L214 111L213 109ZM239 108H241L240 110H239ZM252 108H254L253 110H251ZM256 108V109H255ZM44 109H47V111H44ZM64 109H65V111H64ZM82 109V110H81ZM120 109V110H119ZM134 109V110H133ZM141 109H143V110H141ZM169 109H171V110H173L174 112H169L170 110ZM211 109V110H210ZM223 109H226V110H228V112H226V110H223ZM229 109H230V111H229ZM251 111H250V110ZM5 109H2V112H5V113H0V116L1 117H4L5 118V115H7L8 114V110H5ZM55 110V111H54ZM58 110V112H56ZM66 110H67V112H66ZM110 110V111H109ZM123 110V111H122ZM141 110V111H140ZM160 110V111H159ZM164 110H166L165 111V113H163L162 114V112H164ZM187 110H189V109H187ZM220 110H221V112H220ZM256 110V111H255ZM33 111V112H34ZM49 111L52 113L53 112V115H50V113H49ZM64 111V112H63ZM68 111H69V113H68ZM77 111L79 112L80 111V113H77ZM137 111L138 112H143V113H147V115L148 116H150V114L151 113H153L154 114V116H151L150 118L148 117H146V116H144L143 115V113H138V114H141V116L140 115H135V114H137ZM252 111H254V113H252ZM22 112V113H21ZM31 112V111H30ZM43 112H47V113H43ZM55 112V113H54ZM61 112H63V116H62V113ZM126 112V114H129V115H127V116H125L126 114H124V116H125V118H127L128 116H130L129 118L132 120H128V121H131V122H128V123H130V124H132V125H137V124H139V123H142V124H139V129L138 128H136V127H138V126H132V125H130V126H128V124H127V122H123V120H118L119 119V116H123V115H121L120 113H125ZM130 112V111H129ZM155 112H157L156 114H155ZM168 112V113H167ZM193 112H195V117H193L194 116V114H193ZM196 112H198V113H201V115H203V116H197L196 114ZM225 112H226V114H225ZM233 112V113H232ZM7 113V114H6ZM20 113V115H17V114H19ZM116 113V114H115ZM183 113V112H182ZM221 113V114H220ZM27 114V113H26ZM47 114L48 115H50V117H46V121H50V122H53V124H50V123H48V122H45V121H43L44 119H45V117L43 118V115L45 116H47ZM58 114V115H57ZM61 116H60V115ZM72 115L71 117L72 118H70V115ZM73 114H75V115H73ZM103 114H105V115H103ZM109 114V115H108ZM111 114L113 115V116H111ZM153 114H151V115H153ZM230 114V116L228 117V115ZM249 114H252V115H249ZM4 115V116H3ZM117 115V116H116ZM119 115V116H118ZM146 115V114H145ZM183 115V116H182ZM198 115H200V114H198ZM220 115V116H219ZM221 115H222V117L224 118L225 117V119H222V117H221ZM55 116V117H54ZM57 116H59L60 117V119H58L59 117H57ZM69 116V117H68ZM105 116V117H104ZM134 116V117H133ZM135 116H137V117H135ZM250 116V117H249ZM253 116V117H252ZM23 117H25L24 115H23ZM22 117V118H23ZM43 118V119H41V118ZM57 117V119H56V121H51V120H53L54 118H56ZM114 117V118H113ZM115 117H118V118H116L115 119ZM141 117V118H140ZM147 118V119H144V118ZM185 117V118H184ZM249 117V118H248ZM48 118H50L49 120H48ZM122 118H124V117H120V119H122ZM134 118H135V121H133L134 120ZM178 119L177 120V122H176V119ZM188 118V119H187ZM199 118V119H198ZM230 118V119H229ZM255 118V119H254ZM65 119L67 120V121H65ZM141 119V120H140ZM148 119H150L151 121H144V120H148ZM158 119V120H159ZM163 119H166V115L164 116V117H162V119L161 120H163ZM180 119V120H179ZM183 119V120H182ZM195 119V120H194ZM229 119V120H228ZM232 119H233V121H232ZM249 119H251V120H253V121H251V120H249ZM60 120V122H58ZM108 120H107V122H108ZM138 120V121H137ZM185 120V121H184ZM187 120V121H186ZM190 120V121H189ZM223 120V121H222ZM248 120V121H247ZM1 121H3V119L1 120ZM42 121V122H41ZM61 121H62V124H60L61 123ZM115 121V122H114ZM118 121H121V123L123 122L124 124H122L123 126H124V129L125 130H123V127H122V125L120 124V123H118ZM124 121H126V119H124ZM152 121H154L153 123H155V124H153V123H151ZM174 121V122H173ZM179 121V122H178ZM192 121V122H191ZM197 122V123H193V122ZM218 121H220V122H218ZM250 121V122H249ZM25 122V123H24ZM54 122H56L55 124H54ZM175 122H176V124H175ZM190 122V123H189ZM223 122H225V123H223ZM252 122V123H251ZM255 122V123H254ZM117 123V124H116ZM137 123V124H136ZM187 123V124H186ZM227 123V125H229L228 127H226L227 125H225ZM229 123V124H228ZM231 123V124H230ZM232 123L234 124V125H232ZM247 123H249L248 124V127L246 126L247 125ZM28 124V125H27ZM58 124V125H57ZM150 125V126H147V125ZM160 124V125H159ZM171 125V126H169V125ZM182 124H183V126H182ZM186 124V125H185ZM194 124V128H195V126H198L197 128H195L194 129V131H193V129H191L192 128V125ZM256 124V126H254ZM8 125V124H7ZM32 125V126H31ZM54 125V126H53ZM121 125V126H120ZM143 125V126H142ZM167 125V126H166ZM175 127H174V126ZM187 125H188V127H190L189 129H188V127H187ZM223 125V126H222ZM1 126V125H0ZM5 126V125H4ZM29 126V127H28ZM44 126H45V128H47V129H44L43 131H38V130H42V128H44ZM120 126V127H119ZM180 126H181V128H180ZM220 126H222L221 128H220ZM232 126V127H231ZM238 126V127H237ZM252 126H253V128H252ZM63 129H62V128ZM140 127H142V129L140 128ZM171 127H173V128H171ZM185 127H187V129H185ZM242 127V128H241ZM73 128V127H72ZM116 128V129H115ZM121 128V129H120ZM130 128L131 129H134L133 131V133H132V131L130 130ZM167 128H169V129H167ZM183 128V129H182ZM209 128V130H207V129ZM247 128H249V129H247ZM1 129V128H0ZM35 129L37 130V132H35ZM62 130V132H61V130ZM135 129H136V131H135ZM146 129H148V130H146ZM191 129V130H190ZM217 129H219L218 131H217ZM220 129H221V131H220ZM224 129V130H223ZM254 129H256V131H254ZM162 130V131H161ZM171 131V132H168V131ZM184 130H185V132H184ZM203 130H204V132H203ZM214 130L216 131L215 133H214ZM223 130V131H222ZM247 130V131H246ZM251 130V131H250ZM23 131H25V132H23ZM53 131V130H52ZM125 131V132H124ZM160 131V132H159ZM175 131V132H174ZM189 131V132H188ZM200 131V132H199ZM208 131H211V133L210 132H208ZM232 131H234V132H232ZM238 131V132H237ZM245 131V132H244ZM249 131V132H248ZM254 131V132H253ZM39 132H41V133H39ZM57 132H54V133H52L51 134V132H48L51 136H53V134H55V133H57ZM146 132H148V133H146ZM168 133V134H165V133ZM193 132H196V133H193ZM197 132H199V133H197ZM220 133V136H218V135H216V134H219ZM224 132L225 133H227L226 135L224 134ZM242 132V134L240 135V133ZM250 133L249 135L247 134V133ZM39 133V134H38ZM120 133H117V134H120ZM126 133H128V134H126ZM161 133V134H160ZM188 133L190 134V135H188ZM203 133H205V134H203ZM223 133V134H222ZM31 134V133H30ZM37 134V135H36ZM145 134V135H144ZM183 134V138H187V135L189 136V141H188V139H184V141L182 140L183 138L182 137H180L181 135ZM192 134V135H191ZM239 134V135H238ZM245 134V135H244ZM247 134V135H246ZM48 136L47 135V137H49L48 139L49 140H47L46 141V143H49V142H51V143H53V141H50V140H57V137H56V139H51L50 137L51 136ZM111 135H112V133H111ZM135 135H137L136 137H135ZM147 135H151V136H147ZM162 135V136H161ZM163 135H165V137L163 136ZM167 135V136H166ZM172 135V136H171ZM200 135H202V136H200ZM210 135H212V136H210ZM37 136H40V137H38V138H36ZM58 136V135H57ZM141 136V137H140ZM144 136H146V137H144ZM155 136V137H154ZM208 136H210V137H208ZM227 136H229V137H227ZM233 136V137H232ZM236 136H238L237 138H235ZM245 137V138H240V137ZM248 136V137H247ZM18 137V138H19ZM54 137V136H53ZM113 137H120L119 135H116V136H113ZM140 137V138H139ZM142 137H144V138H142ZM169 137V138H168ZM202 137V138H201ZM227 137V138H226ZM23 138V140H25V142H24V144L22 143V144H20L21 143V139ZM24 138H26V139H24ZM27 138H29V140L30 139H32V140H30V141H28V139ZM41 138V139H40ZM44 138V139H43ZM59 138V137H58ZM117 138H111V140H113V139H116L117 140ZM155 138V139H154ZM181 138V139H180ZM191 138V139H190ZM198 138V139H197ZM201 138V139H200ZM216 138V139H215ZM224 138V139H223ZM241 139V140H239V139ZM14 139V138H13ZM12 139V140H13ZM38 139H40V140H38ZM168 139V140H167ZM177 139V140H176ZM218 139V140H217ZM221 139H223V140H221ZM227 139H233V140H231V141H233V142H230V140H227ZM238 139V140H237ZM10 140V139H9ZM12 140H10V142L12 141ZM34 140H36V141H34ZM178 141V142H176V144H177V146L176 147H179V148H173L171 145L173 144H175V142L174 141ZM193 140H194V142H193ZM200 140V141H199ZM203 140V141H202ZM212 140H216L215 142H213L212 143ZM245 140H247V141H245ZM49 141V142H48ZM114 141V140H113ZM161 141V142H160ZM187 142V143H182V142ZM234 141H235V143H237V144H235L234 143ZM237 141V142H236ZM8 142L9 141H4V143H3V141L0 143L1 145V149H3V148H5V150H4V152L5 153H2L1 151H0V153H2V155H4L5 154V156H8V158L9 159H7V157H3V158H0L1 160H3L4 159V164L2 163V166H5L6 167V169H9L10 171H4V170H6V169H4L3 171L4 172H0V173H4V174H8V173H10L12 176H10V174H8L7 176H9L10 178H7V177H5L4 175H2V177H1V179H0V205H2V204H5V203H8V202H4V201H2V198L3 197H5L3 200H5L6 201V198L8 197V195L10 196V198L9 199H12L11 197L13 196V195H15L14 197L16 198V197H20L21 195H23V194H25V191H24V189L25 188H29V187H26L25 186V188H24V185H27V184H24V183H26V182H30L31 180H29V181H27V179L26 178H28L29 176H23V177H20V179H19V181H18V175H19V173H20V171H21V173H20V176H22V175H24L23 174V169H21V163L19 164V162H18V160H17V158H19V157H17V156H19V155H12V157L10 156L11 154H14L15 152H17V151H15V150H13V149H11V147L12 148H16L17 147V145H15V143H11V144H14L15 146H11V147H9L10 146V144H8ZM151 142V143H150ZM157 142L158 143H160L159 145L157 144ZM173 142V143H172ZM180 142V143H179ZM192 142V143H191ZM199 142H200V144H199ZM225 142H229V143H225ZM6 143V144H5ZM51 143H49V144H51ZM146 143H149V145H147ZM188 143H190V144H188ZM230 143H234L235 145H233V147H231V148H228L229 146L228 145H230L231 146V144ZM241 143V144H240ZM244 143H246L245 145H244ZM9 145L8 146V148H6V147H3V146H5V145ZM113 144H115V143H111V145H113ZM144 144H146V145H144ZM182 144H184V145H182ZM191 144H193V146L191 145ZM194 144H196V146H198V148H203V146L204 147H206V148H203L202 150L201 149H196L197 147L194 145ZM203 144V145H202ZM214 145V147H213V145ZM226 144V145H225ZM24 145V146H23ZM187 145V146H186ZM190 145V146H189ZM202 145V146H201ZM216 145H217V147H216ZM236 145H238L237 147H240V149H241V146L240 145H242V151H238V149L239 148H237L236 149ZM243 145L245 146V148H247V149H245L244 147H243ZM156 146V147H157ZM167 146H165V147H167ZM171 146V147H170ZM189 146V147H188ZM224 146V147H223ZM256 146H257V148H256ZM153 149H152V148ZM185 147H187V148H185ZM191 147V148H190ZM194 147H196V148H194ZM216 147V148H215ZM223 147V148H222ZM17 148V150H19ZM22 148H20V150L22 151ZM112 148L113 147H111V150H112ZM158 148V149H159ZM167 148V149H168ZM173 148V149H172ZM192 148H193V150H192ZM260 148L262 149V150H260ZM6 149H8V151L6 150ZM183 149H186V150H183ZM229 149V150H228ZM232 149V150H231ZM234 149L236 150L235 152H237L236 154H235V152H234ZM13 152H12V151ZM25 150V149H24ZM143 150V151H142ZM172 150L173 151H175V152H172ZM180 150H183V151H181V152H183L184 153V155H182L183 153H181L180 152ZM207 150V151H206ZM247 150H249V151H247ZM21 151H20V153H21ZM185 151H187V152H185ZM192 151H197V152H192ZM228 151V152H227ZM244 151V154L242 153ZM255 151H256V154H255ZM8 152H11V153H9L8 154ZM19 152V151H18ZM146 152H148V153H146ZM152 152L150 153V156L152 155ZM157 152V151H156ZM231 152H233V154L231 153ZM240 152V153H239ZM143 153L144 154H147V155H143ZM190 153V154H189ZM222 153V155H220ZM224 153H226V154H224ZM248 155H247V154ZM251 153V154H250ZM8 154V155H7ZM16 154V153H15ZM240 154H242L243 155V157H240V161H238V160H236L237 158H239L238 156H240ZM254 154V155H253ZM263 154V155H262ZM186 155H190V157H188V156H186ZM192 155H195L196 156V158H193V157H195V156H192ZM226 155V156H225ZM232 156L230 159H228L227 157H230V156ZM235 155H236V157H235ZM241 155V156H242ZM246 155V156H245ZM250 155V156H249ZM255 156V157H252V156ZM258 155H260V158H257V156ZM147 156V157H146ZM165 156V155H164ZM178 156H180V157H178ZM184 156V157H183ZM211 156H213V157H211ZM220 156V157H219ZM224 157V159H222V160H220V158H223ZM248 156V157H247ZM0 157H1V155H0ZM15 157V158H14ZM211 157V158H210ZM244 157H245V159H244ZM253 158L252 160H251V158ZM10 158H12V159H10ZM13 158L16 160H13ZM164 158H166V156L164 157ZM184 158V159H183ZM189 158H192V160H189ZM214 158V159H213ZM217 158H219L218 160H217ZM227 158V159H226ZM235 158V160H233V159ZM250 158V159H249ZM254 158H256V159H254ZM7 159V160H6ZM179 159V161H180V163H176L175 164V162L174 161H176V162H178L177 160ZM241 159H242V162H241ZM0 160V161H1ZM173 160V161H172ZM226 160H228V161H226ZM232 161V163H234V165L232 164H227V162H229V161ZM243 160H245L244 162H243ZM250 160V161H249ZM12 161V162H11ZM192 163H191V162ZM219 161H224L223 163H221V162H219ZM226 161V162H225ZM252 161V162H251ZM15 162V163H14ZM143 162H144V164H143ZM213 162H215L214 164H212ZM248 162H249V164H248ZM254 162V163H253ZM258 162H262L263 164H261V163H258ZM8 163V164H7ZM12 163V164H11ZM175 165H174V164ZM184 163H185V165H184ZM187 163V164H186ZM188 163H190L189 164V166L187 167L186 165H188ZM217 163V164H216ZM231 163V162H230ZM239 164V163H241V165H243L244 166V170H243V167H241L242 169H241V173H239L240 171H238L237 169H239L240 168V166H237V165H235V164ZM254 165H253V164ZM1 164V163H0ZM16 164H18V165H16ZM184 166H183V165ZM199 164V165H198ZM223 164L225 165V166H223ZM258 164H259V166H258ZM9 165H11V166H9ZM16 167H18L19 169H21V170H19V171H14V170H11V169H14V167L15 166ZM139 165H141V166H139ZM147 165H149V166H147ZM182 165V166H181ZM196 165V166H195ZM212 165H214L213 167H215L216 168V166H220V168H217V169H214V171H212V172H208V170H213L212 169ZM240 165V164H239ZM262 165V166H261ZM7 166H9V168L7 167ZM186 166V167H185ZM194 166L196 167V168H194ZM197 166H199V167H197ZM235 166H237V168H235ZM1 167V166H0ZM5 167H1V168H5ZM112 167H114L115 168V165H113ZM111 167V168H112ZM136 167H138V168H136ZM185 167V168H184ZM210 167V168H209ZM222 167H224L223 169H222ZM226 167V168H225ZM229 167V168H228ZM246 167H248V169L246 168ZM258 167H259V169H258ZM11 168V169H10ZM164 168H162V169H164ZM172 168V169H171ZM178 168H179V170H178ZM182 168H184L183 170L185 171L186 169V173H187V175L185 176L184 174H185V172L184 171H180ZM191 168V170L189 171V169ZM202 168V169H201ZM228 168V169H227ZM253 168H256V169H253ZM260 168H262V169H260ZM16 169V168H15ZM193 169V170H192ZM199 169V170H198ZM249 169H251L250 171H247V170H249ZM258 169V170H257ZM114 170V169H113ZM144 169H142L141 171H140V173L143 171ZM156 170H159V169H156ZM175 170H177V172L175 171ZM215 170H219L220 172H221V175H218L219 174V171H216L215 172ZM223 170H225L226 172H224ZM237 170V171H236ZM246 170V171H245ZM112 171V170H111ZM122 171V170H121ZM136 171V172H135ZM154 171V170H153ZM180 171V172H179ZM196 171V173H193V172H195ZM198 171H200V172H198ZM203 171V172H202ZM253 171V172H252ZM11 172H13V173H11ZM17 172H19V173H17ZM119 172V171H118ZM118 172H116V174L118 173ZM144 172V173H145ZM183 172V173H182ZM190 172V173H189ZM205 172L209 175H207V174H205ZM248 172H251V174H253V175H249V173ZM255 172V173H254ZM56 173V172H55ZM113 173V172H112ZM122 172H120L119 174H121ZM135 173V174H134ZM163 173H166V174H163ZM175 173H177L176 175H175ZM179 173H182L183 175H178ZM191 173H192V175H191ZM199 173H201V175L199 174ZM223 173V174H222ZM225 173V174H224ZM228 173H231V174H229L228 175ZM54 174V172L51 174V175H53ZM118 174V175H119ZM138 174H139V177H138ZM156 174V173H155ZM189 174V175H188ZM196 174V175H195ZM204 174V175H203ZM256 174V175H255ZM261 174V175H260ZM25 175H27V174H25ZM50 175V174H49ZM49 175H47V183H48V181H49V183L51 182L50 181V179H54L55 177H53V176H51V177H49ZM131 175V176H130ZM134 175H135V177H134ZM175 177H174V176ZM195 175V176H194ZM198 175H200V177L201 178H199L198 179ZM233 175H234V177H233ZM238 175H241V176H238ZM246 175H249L248 177H249V179H250V181H251V183L252 184H250L249 183V180H247V178L248 177H246ZM4 176V177H3ZM114 176H116V175H114ZM171 176V177H170ZM181 176H183V177H181ZM192 176V177H191ZM204 176H206V177H204ZM257 176V177H256ZM261 176V177H260ZM14 179V181L13 180H11L12 178ZM17 177V178H16ZM56 177L58 178L59 177V175H56ZM134 177V178H133ZM146 177L144 178V182L146 181ZM154 177H156V175L154 176ZM170 177V178H169ZM203 177V178H202ZM207 177H209V178H207ZM229 179H228V178ZM239 177V178H238ZM243 177V179H241V178ZM244 177H245V179H244ZM2 178L3 179H5V181L4 180H2ZM21 178H24V180L23 179H21ZM136 178H138V180L140 181V182H138V180H133L132 181V179H136ZM193 178H195V180L193 179ZM215 178V179H214ZM232 178H234V179H236V180H234V179H232ZM253 178H256L257 179V182L255 183V179H253ZM258 178H261V179H259L258 180ZM17 179V180H16ZM28 179H30V178H28ZM56 179V178H55ZM113 179V177L111 176V180ZM185 179V178H184ZM196 179L198 180V181H196ZM211 179H214V180H211ZM219 179V180H218ZM226 179H228L227 181H229V182H226ZM230 179H231V181H230ZM2 180V181H1ZM8 180H11V181H8ZM26 180V182H24ZM33 180V179H32ZM164 180V181H163ZM172 180V179H171ZM218 180V181H217ZM232 180H234V183H232ZM238 180V181H237ZM260 180H262V181H260ZM56 181H59L58 179L56 180ZM55 181V183L54 184H57V182ZM134 182V183H132V182ZM176 181H172V185H176V186H181L179 183H174V182H176ZM210 181H212V182H210ZM9 182V183H8ZM10 182H15L16 184H14V183H10ZM17 182H21V183H23L22 184V186H23V188L21 187V183H18L19 185H20V187H21V189H20V191H19V189H15V188H18V187H16V186H18L17 185ZM129 182V183H128ZM164 182V183H163ZM166 182H168L170 185H167V183ZM195 182V183H194ZM221 182V181H220ZM247 182H248V184H247ZM259 182V183H258ZM32 183H36L35 182V180H34V182H32ZM52 184H53V182H51ZM127 183H128V185H127ZM148 183H150V184H148ZM155 183H161V184H159V185H154ZM200 183H198V186L199 187H201V185H200ZM228 183H230V184H228ZM241 183H243V184H241ZM254 183L255 184H257L256 185V187H255V190H253V191H255L254 193H252V195L250 196L251 197V200L250 199H248V200H245V201H248V202H244V204H241V205H237V206H244V205H246V206H248L247 208H245V209H248V208H251V207H253V206H251L252 205V203H254L255 204V206L253 207V208H255V210L252 208V209H250V210H254V213H252V212H250V210H248V211H245L244 210V212H249V214H250V216L252 217V219H247L248 220V222H250L249 220H251V221H254V220H256V222H252L251 224H248V225H250V227H249V230H246L243 226H240L239 224H231V223H234L235 222V220H238V217H243V219H244V216H242L241 214V212H240V216H238L237 217V210H238V208H237V210L235 211L234 210V208L236 207L235 205L236 204H240V202L241 201H239V199H238V197H236L237 199L235 200L234 198V196H236V195H241V194H237V193H241V191L243 192V191H247L246 189L247 188H253L254 186H252V185H254ZM261 183V184H260ZM12 184H14L15 185V187H13V185ZM30 184V183H29ZM164 184H166V185H164ZM186 184V185H187ZM4 185H5V187H4ZM47 185V184H46ZM51 185V184H50ZM50 185H48L47 187H43V188H48V189H51V187L52 186H50ZM150 185V186H149ZM192 185H190V186H192ZM210 185V184H209ZM208 185V186H209ZM215 185H212V186H214V187H216ZM225 185H227V187L225 186ZM237 185V186H236ZM250 185L252 186V187H250ZM9 186V187H8ZM12 186V187H11ZM27 186H29V185H27ZM35 186H36V184H35ZM34 185L32 186V187H35ZM50 186V187H49ZM54 186V185H53ZM141 186V185H140ZM142 186V187H143ZM167 188H166V187ZM170 186V187H169ZM195 186V185H194ZM236 186V187H235ZM263 186V185H262ZM169 187V188H168ZM183 187V186H182ZM199 187H195L196 189H193V187L191 188H188V187H184V188H187L188 190L189 189H193V191L195 190V191H197V192H201V190H202V192H205V189L203 190V189H200V190H198V188ZM209 187H211V186H209ZM231 187V188H230ZM6 188V189H5ZM11 188H14V189H11ZM54 188H55V186L54 187H52V191L54 190ZM177 187H175L174 189H176ZM225 188H227V190H224ZM242 188H244V190H242ZM261 188H263V187H260V189ZM7 189H10V190H7ZM29 189H32V188H29ZM40 189H42V188H39V190ZM44 189V190H45ZM127 189V190H128ZM135 189V190H134ZM150 189V188H149ZM214 189V188H213ZM232 189H235L236 191H234V190H232ZM264 189V188H263ZM12 190V191H11ZM13 190H15L16 192H21V193H19V194H21V195H19V194H12V193H14V191ZM23 190V191H22ZM27 190V189H26ZM34 190V189H33ZM38 190V189H37ZM36 189H35V191H37ZM43 189H42V191H38L36 194H38V193H41L40 194V199H43V197H42V193H44V195L43 196H47V194H48V196L47 197H57V198H55V200H57L56 202H59L58 200L60 199V198H58V196L56 195V193L53 191V193L55 194H53V193H51V190H45V191H48V193L47 194H45V192H43L44 191ZM180 191L179 190V188L178 189H176V191ZM210 190H212V189H210ZM228 190H230V191H228ZM259 191V192H256V191ZM129 192H132V191H130V190H128ZM175 191V192H176ZM224 191V192H223ZM226 191V192H225ZM24 192V193H23ZM28 192H32L31 190L29 191H27L26 193H28ZM172 192V191H171ZM174 192V191H173ZM199 192V193H200ZM201 192V193H202ZM214 192H219L218 191V189H215L214 190ZM230 192V194H228ZM236 194H235V193ZM7 193H9V194H7ZM11 193V194H10ZM72 193H74V195L73 196H75V191L74 192H72ZM188 193V192H187ZM219 193H221V192H219ZM246 193V192H245ZM260 193V194H259ZM4 194V195H3ZM33 195V197L34 196H37V195ZM53 194V195H52ZM174 194V193H173ZM189 194H191V192H189L188 193V195ZM196 194V193H195ZM233 194V195H232ZM244 194V193H243ZM19 195V196H18ZM174 195H177V196H179V195H181V193H179V192H177V193H175ZM200 194H198V196H199ZM202 195H205V194H202ZM254 195H257V196H254ZM198 196H192L191 195V197L192 198H194L193 200H195V198L196 197H198ZM225 196H228V198H224ZM245 196H249L248 194H246ZM245 196H243L242 197V199H244V198H246ZM46 197V198H47ZM115 197V199H116V196H114ZM190 197V196H189ZM230 197H232V198H230ZM234 197V198H233ZM241 197V196H240ZM14 198V199H15ZM36 198H39V196H37ZM46 198H44V200H42V201H45V203H47V204H49V203H51V202H55V200H51L52 198H50V200L49 201H51V202H47L46 201ZM180 198H183V197H180ZM179 198V199H180ZM198 198H201V196H199ZM197 198V200H201V199H198ZM248 198V197H247ZM13 199V200H14ZM34 200H35V198H33ZM139 200L141 199V198H138ZM138 199H136V203L134 202V204L135 205H137V204H139L138 202H139V200ZM144 199H146L145 197H143L142 198V200L143 201H146V200H144ZM202 199L204 200V198L202 197ZM261 199V200H260ZM13 200H8V201H10V202H12ZM36 200H38V203L41 201V200H39V199H36ZM142 200H140V201H142ZM181 200H183V204H182V206H180V207H184L183 208V210L184 209H186V210H184V211H187L188 209H189V211H191V212H189V211H187L188 213H189V215L190 214H192L193 213V217H195V215H198V214H196V213H194V212H196L197 211V209L198 208H201V210H202V208H204L205 206H203V205H200L199 207L197 206V205H199V202L198 201H196L197 203V205L196 204H193V205H195V209H194V206H192V208L190 209V208H188L187 209V207L185 208V204H186V200H192V199H190V198H188V199H186L185 200V198H183V199H181ZM205 200H209V201H211V199H208L207 197H206V199ZM227 200H228V202H227ZM234 200V201H233ZM2 201V202H1ZM61 201V200H60ZM66 202H67V200H65ZM142 201V203H145V202H143ZM205 202V205L207 206V204L209 205L210 203H212V202ZM221 201H223V200H221ZM234 202V203H236L235 201H237L238 203H236V204H234V203H232V202ZM260 201V202H259ZM62 203H65L64 201H61ZM111 202H112V200H111ZM250 202V203H249ZM252 202V203H251ZM12 203H14V202H12ZM38 203H35V206H36V204H38ZM45 203H40V204H42V205H44L45 206ZM133 202H131L129 205L131 206H133L134 207V205L132 204ZM176 203V202H175ZM179 203H181L180 201H178V203H176V204H173L174 206H179V205H177V204H179ZM185 203V204H184ZM191 204L192 203H195V201H193V202H190ZM203 203H204V201H203ZM231 203H232V205L234 206H232L231 205ZM243 203V202H242ZM250 205H249V204ZM260 203H262V204H260ZM46 204V208H49V209H51L50 207H49V205H47ZM57 204H60V205H62L61 203H57ZM68 204H71L72 205V203L69 201V203H65V207H64V209H69V210H65L66 212H64L63 210V208H61L62 206H60V210H56V212H55V210H52L53 212H51V214H46V213H44V215H46V217H48V216H50V217H58L59 215H58V212H60V215H62V216H69V212H71L70 213V215H74L77 211H74V212H72L71 210H74L76 207H74L73 205L71 206V207H73V208H66V207H68ZM165 204H171V203H163L162 204V207H161V212H162V214H167L168 213V211L170 212L171 210L170 209H173L172 207H171V205H165ZM9 205H13V204H10V203H8V204H6V208L8 209V208H10L9 207ZM56 206V208H54V209H57V207H58V205H56V203H54L53 205H50V206ZM87 205H89V204H87ZM109 205H111V206H115V209H114V207H112V209H111V207L110 206H108V208H109V210H111V213H114V211H116L117 212V208L119 207H116L117 206V200H115V202L114 203H109ZM141 205H143V204H141ZM144 205H146V203L144 204ZM226 205H228V207L226 206ZM230 205V206H229ZM38 206H39V204L36 206L37 208H38ZM70 206V205H69ZM93 207V208H96L95 206H98V205H96V204H93V206L92 205H89V207ZM187 206H189V205H187ZM209 206H211V204L209 205ZM213 206V207H214ZM249 206H251V207H249ZM83 208H81V209H88L89 210V207L88 206H82ZM84 207H86V208H84ZM137 208H139L140 206H136ZM136 207H134V209H136ZM0 208H2L1 206H0ZM34 208V207H33ZM33 208H31V210H33ZM36 208V209H37ZM41 208H44L43 206H41ZM40 208V209H41ZM166 208H168V209H166ZM175 208H177V207H175ZM216 208H218V207H216ZM242 207H240L239 209L240 210H242V209H244V207L241 209ZM259 208V209H258ZM7 209H1V211H0V213L1 212H3L4 210H7ZM36 209H34L33 211H31V210H29V211H31L30 212V214H29V212L28 213H26V217H24V218H27V219H24L23 217H19V219H21L20 220V222H22V223H24V222H26L27 220H29V221H27L25 224H30V225H32V224H34L35 222H31L30 221V219H33L32 217H37V215H39V219H40V221H38L39 223L38 224H40L41 222L43 223V221H44V219L46 218V217H44L43 215H41V213L39 214V212H36ZM49 209H45L46 211H49V212H47V213H50V211L51 210H49ZM53 209V208H52ZM177 209H180V208H177ZM194 209V210H193ZM205 209V210H204ZM203 210L205 211V213H209L210 212V210H211V208H208V209H206V208H204ZM218 209H220V208H218ZM44 210V211H45ZM78 210V209H77ZM88 210H86V211H88ZM199 210V209H198ZM213 210H216V209H212L211 211H213ZM228 210V211H227ZM230 210V211H229ZM37 211H40V212H42L41 210H39V209H37ZM174 211H177L176 209H174L173 211H172V213H175ZM224 211H226L225 213H224ZM232 211V212H231ZM239 211V210H238ZM256 211H259V212H257V214H256ZM33 212H35V213H33ZM55 212V213H54ZM66 213V214H63V213ZM68 212V213H67ZM179 212L180 211H177V213H175V214H178V215H180L179 214ZM197 212H199V211H197ZM243 212V211H242ZM36 213H38V214H36ZM52 213H54V214H52ZM181 213V212H180ZM186 213V212H185ZM211 213V215H213V217L215 216L214 214H216V213H213L212 214V212H210ZM230 213V214H229ZM251 213L252 214H254V216H252L251 215ZM1 214H4V213H1ZM35 214V215H34ZM108 214H110V213H108ZM165 214V215H166ZM175 214H173L174 216H175ZM182 214V213H181ZM195 214V215H194ZM221 214H223V215H221ZM248 214V213H247ZM247 214H245V215H247ZM28 215V216H27ZM34 215V216H33ZM58 215V216H57ZM177 215V216H178ZM185 215V214H184ZM181 215L180 217H177V219H180L179 221L181 222V220H183L182 222H184V220L185 219H188V218H186L185 216H187V215ZM211 215H209V217L208 218H210V216ZM31 218H30V217ZM62 216H60V217H62ZM113 215H111V217H112ZM115 216V215H114ZM184 216V217H183ZM205 216H207V215H205ZM228 216H230L231 218H237V219H232V220H234V222H232L231 220H230V218L228 217ZM250 216H248L249 218H251ZM257 216L258 217H260V219H258L257 218ZM44 217V218H43ZM263 217H264V215H263ZM9 218H11V219H9V221H11L12 223H15V222H17L18 220L17 219H15L16 221H12V220H14V218L12 217V216H9ZM30 218V219H29ZM41 218H43V219H41ZM190 218V217H189ZM226 218V219H225ZM228 218H229V220H228ZM245 218H247V216L245 217ZM254 218V219H253ZM257 218V219H256ZM262 218V219H261ZM39 219H37V220H39ZM51 219H54V218H51ZM51 219H49V220H51ZM176 219V220H177ZM202 219V218H201ZM205 219V221L206 222H209L210 224H212L211 223V221H207V218H204ZM210 219H212V217L210 218ZM213 219H215V218H213ZM222 219V220H221ZM41 220H43V221H41ZM46 220V222H48V220H47V218L45 219ZM195 220H196V217H195ZM200 220V219H199ZM259 220V221H258ZM33 221H35V219L33 220ZM224 221V222H223ZM238 221H240V220H238ZM238 221H236L235 223H239ZM30 222V223H29ZM181 222V223H182ZM215 222V223H214ZM222 222V223H221ZM19 223V222H18ZM220 223V224H219ZM230 223V224H229ZM257 223V224H256ZM20 224V223H19ZM25 224H21V227H23V228H25V229H23V230H25V231H23V233H24V235L26 234V231H27V228H29V226L28 225H25ZM37 224V223H36ZM44 224H46L45 222H44ZM44 224H42V226L44 225ZM12 225H14V227L12 228V227H10V226H12ZM22 225H24V226H22ZM35 225V224H34ZM34 225H32V227H30V228H33V226ZM41 225V224H40ZM223 225V226H222ZM230 225V226H229ZM235 225H239L241 228H239L238 226H235ZM255 225H259V226H255ZM9 227H7V228H3L2 229V231H0V233H6V231H7V233L6 234H10L11 233V236H13V237H11V236H9V235H7L6 237H8V238H12L11 239V241H13L14 242V240L13 239H15L14 238V233H17V234H19V233H21V231H19V232H16L17 230H20L21 229V227H19V225H15V224H11ZM16 226V227H15ZM36 226V225H35ZM209 225H206V227H208ZM212 226V225H211ZM234 227V228H230V227ZM253 226V227H252ZM17 227H19V228H17ZM38 227V225L35 227V228H37ZM39 227H41V226H39ZM9 228H12V229H14L13 231H11V229H9ZM29 228V229H30ZM250 228H252V229H254V230H252V229H250ZM7 229V230H6ZM17 229V230H16ZM179 229H182L181 227L179 228ZM208 229H209V227H208ZM230 229V230H229ZM231 229H234V231H232ZM241 229H243V230H241ZM229 230V231H228ZM27 232H29V231H27ZM237 232V233H238ZM243 232H241V233H238L239 235H241V238L239 239V238H236V239H239L238 241H243V242H238V243H244V244H246L247 242H248V237H246L244 234H242ZM1 235L2 237L3 236H5L6 234H4V235ZM13 234V235H12ZM28 234V233H27ZM210 234H212L211 233V230H210ZM23 235V236H24ZM230 235H233V236H230ZM244 235V236H243ZM212 236H214L215 237V235H211V238H212ZM216 236H219V235H217L216 234ZM6 237H3L2 239H5ZM15 237H17V239L19 238V236H15ZM208 237H210L209 235H208ZM213 237V238H214ZM221 237H219V238H221ZM239 237V236H238ZM244 237H246V238H244ZM7 238V239H8ZM212 238V239H213ZM231 238H233V239H231ZM242 238H244V240H242ZM261 238V239H260ZM7 239H5L7 242H9L10 240H7ZM4 240V241H5ZM227 240H229V241H227ZM233 240H235L234 241V244H233ZM259 240H261V241H259ZM2 242H4L3 240H1ZM11 241L9 242V243H11ZM245 241V242H244ZM259 241V242H258ZM2 242H0V245H2V244H6L7 245V248H6V246H5V248L6 249H9V247L8 246H11L12 244L14 245V243H12L11 245L8 243H6V242H4V243H2ZM224 242L226 243V245L224 244ZM229 242V243H228ZM232 242V243H231ZM217 243H218V245L219 244H221L220 245V247H221V249L217 246L216 247V245H217ZM259 243V244H258ZM222 244H224L225 245V247H223L224 249H222ZM244 244H239V246L241 247H243V248H240V250H243L244 248H245V245ZM257 244L258 245H260V246H258L257 247ZM231 246V247H230ZM250 246H252V247H250ZM0 247H3V246H0ZM227 247V248H226ZM230 247V248H229ZM5 248L3 249V248H0L1 250H0V262H1V258L4 256V253L7 251V250H5ZM218 249V250H217ZM4 250V251H3ZM264 250V249H263ZM214 251V252H215ZM264 252H261L260 254H261V256H264V254H263ZM256 254V253H255ZM260 254H257V255H260ZM235 262H237L236 261V259L235 260H233V261H231V264H236ZM239 263V262H238ZM228 264H230V263H228Z\"/></svg>",
    "mask_w": 264,
    "mask_h": 264
}]
</instances>
